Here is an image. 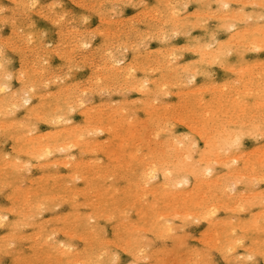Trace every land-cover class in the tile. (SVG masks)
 I'll list each match as a JSON object with an SVG mask.
<instances>
[{
    "label": "rangeland",
    "instance_id": "374dc122",
    "mask_svg": "<svg viewBox=\"0 0 264 264\" xmlns=\"http://www.w3.org/2000/svg\"><path fill=\"white\" fill-rule=\"evenodd\" d=\"M30 2V0H28ZM27 0H25V2H28ZM51 0H38V2L40 3H43V4H46L47 5V2L48 4H53L54 1L56 2L57 0H52L51 3H50ZM67 1V2H66ZM103 0H78L77 3L79 2V4H76V0H60V1H57L56 4L57 5H63L62 9L61 8H58L55 13H54V16H60L63 15L62 13V10H65L64 14L66 13V17H65V22L63 21L62 22V25H63V33H64V37H66L71 31V33L66 37V39H68V41H66L65 38L64 39V42L62 43L61 42V38H60V33L61 31V28L60 27H57V25H55L54 23L52 24V21L51 20H46V19H43L42 17H40L39 15H36L35 13L33 14V19L36 21V28H35V32H37V34H39L40 32L41 33H45V35H42L43 36V42L41 40V33L40 35H34L33 37V43L31 44L32 46L28 45L27 43V40L25 42L24 38L26 35H28L26 32L25 33V36H21V38L23 39L24 42H22V39H19L17 38V47L18 48H22V50L24 51V53L26 54L25 55V60H24V67L25 68V71L28 73V86L29 87H32V86H35L36 88V92L35 93H32V94H29L30 96L28 97L29 100H30V103L32 101H35V103H31V107L34 105L36 106V109H37V105H40V109H39V114L41 116H46L48 117L49 119H56L60 116H63L65 118V120H71V124H68V123H65L63 121H59L57 124H46V123H35V121H33L32 123L35 124V129L32 128V125H30L29 123L25 122L24 123V127H20V123L24 121V118H25V115L27 114H30L31 112L29 111V108H28V112L26 113L25 112V108L20 106V104L22 103L21 100H22V97H23V92H20L21 94L19 95H22L19 96L17 95V97L19 98H15V95H14V92L15 94L17 93L18 89L21 88V85H20V82L18 79H14L11 81V92H5V93H0V101L3 102L2 105L0 104V190H2V192L0 191V215L3 214V216H7L8 217V220L6 221L7 223H5V221L1 222L0 225L3 223H5L7 225V228L3 227V226H0V263L1 264H13V261L16 259H19V260H39V261H42V264H69V263H72V264H79V262L81 261H84V260H87L88 257H90L88 260H94L98 257V255H100V251H102V242L100 240L97 241V237H99L100 235V231L103 230L107 233H110L112 228H113V221L112 219H110L109 217H113L116 219V221L118 222L119 221V225H120V222H121V225L123 227H121V231L123 232V237H124V242L127 240L128 244H132L133 245V242L136 240V220H142V213L140 211V208H143L145 206H151V205H155V203H158L155 205V208L156 210L158 211V213H162L163 215H165L164 212H166V209H172L173 207L175 208V205H176V210L173 208L172 210H175L177 211L178 209V212H180V214L178 213H175L174 211L172 210H169L172 212V214L175 213V215L173 216L171 214V212L168 211V213L166 212V214L171 217H168V216H164L166 219L165 221H160L158 219V221L160 222L161 225H165L167 226L168 222L171 223V224H177V225H174L173 226V235L171 234V237L170 234L166 231H162L159 232L161 236L163 235V237L167 236L169 238L167 239H162L161 236H159V234L157 235V232L158 231H153V233H151L149 235L148 239L149 241H153L157 244V248H155L153 251H149L147 252V256L148 259L150 258L151 260H153L154 264H155V261L156 260H167L169 262L171 261H181V259L183 260L187 254L185 253H189V256H187L184 261H186L185 264H187L188 261H190V258L192 261H195L194 259H196V254L194 253L195 256H193V250H196V248H199L201 246V236L202 234H205V233H209L207 235V239H210V240H215L216 237H217V234H219V238L221 239V241H226L227 239L230 238V233L234 227L237 228V229H243V231L240 232V235L241 236H245L247 237V235L251 234L252 238L255 239L256 241V245H257V248L259 247V242L261 240V236H260V232H257L259 231L258 230V225H259V221L261 220V213L259 214H256L255 212L257 211H260L261 212H264V209H262L260 206H259V203L261 204V197H260V191H264V189L260 188L259 185L256 183L257 181H259L260 177H261V174H262V168H264V158H262V156L264 157V154L262 155V153H264V151H262V148L264 149V145H260V144H257V141L251 139V138H248V137H245V139L242 141V146H243V151L240 152L241 154L237 155L235 154L236 152H232L233 154V157L235 156L236 158H233V159H237L239 160L238 162V165H232L230 168L229 167H226V165H229L230 164V161L232 160V154L228 157L227 155H220L218 153V155L216 156L217 159L215 158L212 159L214 160V162L212 160L210 161H205V166H211L212 168V175L210 177H206L202 174V169H201V180H204L205 179V183L204 181H202L201 183L203 184L202 186L204 187H201L202 191L200 189H197L195 188L196 187V180L195 178H192L190 180V184L192 186H188V185H184L182 189H180L179 191L180 192H185L186 194L190 193L192 194L194 197L193 199L189 200L192 203V205L188 204V202L186 203V206H185V203L183 201L181 202H178V204H175L173 203L172 201H169L170 199H167L166 198H163V196H161V190H160V186L163 184V174L161 173L159 179H160V183L159 184H154L152 187H149L145 190H143L142 188L144 187V182H141L143 180L142 179V169L143 168V171L145 170L144 167L146 168L147 167V163L148 161L145 160L142 158V156H146V157H151V154L152 152H156V151H162L163 150V141H160L159 142V145L157 140L155 139V135H156V132L159 130V128L157 127V125H160V126H163L165 123H167V120L169 118H172V117H175L177 115H182V116H185V117H188V118H192L193 121H198L201 123H206L208 122L207 118L209 119V112L210 111H214V110H219L218 111V115L220 118H219V124L227 121V122H230L232 124L235 125V123L237 124L238 122H250L252 121L253 119L258 121L259 119V116H260V104L262 103V100H261V95L262 93H264V72H262V70L264 71L263 67H264V53H260V52H256V55L255 52H248V51H244V45L245 43H250L248 42L249 39H250V29L252 26H254V24H258L260 25V22H259V15L261 14V9L259 8V11L257 10V8L253 10V8L250 6V5H253L252 2H255L256 5H258V1H259V4H260V0L258 1H252L250 0L248 2V0H241V3L240 0L238 2V0H215V1H211V0H181L179 2V0H128V2H125L124 1L123 3L121 2V0H106V1H103ZM110 3H108V2ZM118 1V2H117ZM167 1V2H166ZM203 1V2H202ZM218 1V2H217ZM233 1V2H232ZM238 3H237V2ZM17 2L16 1H11V0H0V5L2 6H7V8H11L10 6H12L13 3ZM19 2L23 3L24 0H19ZM58 2H61V4H59ZM64 2V3H63ZM67 5H66V3ZM75 2V3H74ZM81 2V3H80ZM84 2V3H82ZM86 2V4H85ZM95 2V3H94ZM105 2V3H104ZM114 4H113V3ZM140 2V3H138ZM175 2V3H174ZM177 2V3H176ZM183 2V3H182ZM194 2V3H193ZM200 2V3H199ZM211 2V3H210ZM216 2V3H215ZM228 2V4H230V9L225 11L223 9H220L219 11V17H223L224 15L228 14L231 12L232 10V14L234 15V19L237 18V20L235 21L233 18H230L227 22H228V25L229 24H236V30H240L242 31V34L244 33V31L246 30V28H248L247 30L249 31H245V33H247V37H245V33L242 35V37L246 40L244 41H239L240 44H237L235 48H241L239 51L242 52L243 54V58L240 59V56H238L236 54V51H233L232 55L230 56H227L224 58V61H223V66L221 65V63H211V60L215 57V54L213 56H206V58H208L205 62V64H199V65H196L195 67L191 68L190 70L186 69V66L189 65L190 63H193L195 61H198L200 60V56L197 55L196 52H189V51H182V52H177L175 55V58L173 59V52L172 50L175 49L177 46V49H180L182 45V48H187V47H195L196 45V41L199 40L200 43L206 45L208 43H213V44H216L217 42L216 41H212L210 39L211 37V33L212 31L215 29H219L217 32H216V36H217V41H219L221 44L224 42V41H228L229 38H230V29H229V26L226 25L224 27L221 26L223 23V21L221 20H218V22H214L212 20H209L208 23L209 25H211V28H210V31L208 29V32L205 31V29L203 28H196V27H191V23L192 21H189L187 19H185L184 15L181 14L179 17H176L173 19V22L172 23H169V24H165L164 21L166 19H169L170 18V14H171V10L170 8L168 7L170 4L172 5H177V6H180V5H183V4H187L188 5V8H187V12L188 13H192L194 11H196L195 9V5L196 4H211L213 5V9L212 11L215 12L216 11V8L218 5L220 4H223V3H226ZM243 2V3H242ZM247 4H245V3ZM90 3V4H89ZM94 3V4H93ZM100 3V4H99ZM106 3H108V5H106ZM122 3V4H121ZM128 3V4H127ZM142 3V4H141ZM148 3V4H147ZM160 3L162 4V8L160 10ZM170 3V4H169ZM174 3V4H173ZM193 3V4H192ZM250 3V5H249ZM254 3V4H255ZM5 4V5H4ZM55 4V3H54ZM65 4V5H64ZM87 5L88 7V10L85 9V7H80V5ZM89 4V5H88ZM92 4V5H91ZM96 4L99 6V9H98V6H96ZM124 4V5H123ZM144 4H147L148 5V8H147V11L145 8L142 7V5ZM166 4V5H165ZM243 4V5H242ZM90 5L93 7H90ZM94 5V6H93ZM102 5V6H100ZM122 6L121 8L120 7H117L114 9L113 6ZM129 5V6H128ZM133 5H136L137 7H133ZM242 5V6H241ZM108 6V7H107ZM112 6V8L110 7ZM127 6V7H126ZM141 6V7H140ZM158 6V7H156ZM244 6H247V7H244ZM250 6V7H249ZM215 7V8H214ZM232 7H234L232 9ZM237 7H244V11L246 13H250L253 15V19L250 20L249 22L247 21H244L242 18H244L240 13H239V8ZM69 8V9H68ZM91 8V9H90ZM137 10H136V9ZM139 8V9H138ZM143 8V9H142ZM155 9L152 11V9ZM165 8V9H164ZM168 8V9H167ZM68 9V11L71 10V12H68L66 11ZM75 9V10H74ZM90 9V10H89ZM98 10L97 12L95 11ZM105 9L107 10L105 12ZM160 11H159V10ZM194 9V10H193ZM251 9V10H250ZM93 10V11H92ZM103 10V11H102ZM123 10V11H122ZM140 10V11H139ZM142 10V12H141ZM145 10V11H143ZM158 10V11H157ZM165 10L167 13H165ZM170 10V11H169ZM250 12H249V11ZM89 11V12H88ZM101 11V12H100ZM113 11V12H112ZM135 11H138V12H135ZM156 11V13H154ZM162 11V12H161ZM168 11L170 12L168 14ZM177 11L178 12H181L183 13L185 10L184 9H181V8H177ZM59 12V14H58ZM76 12V13H75ZM97 14H96V13ZM125 12V13H124ZM127 12V13H126ZM139 12L141 13V15L139 14ZM148 12V13H147ZM208 12L207 9H203L202 10V13L201 15H206ZM226 12V13H225ZM75 13V15H74ZM103 16V20L105 19L106 17V20H102V16H100L99 14ZM111 13V14H110ZM118 13H119V16H118ZM121 13V14H120ZM133 13V14H132ZM138 16H136L137 14ZM144 13H146L144 15ZM157 13H160L159 17H157ZM165 13V14H164ZM206 13V14H205ZM9 15H11V12L8 13ZM70 14V15H69ZM72 14V15H71ZM86 14V16L88 17V23L87 25L84 24L83 22V19L82 17H84ZM107 14V15H106ZM109 14L112 16L110 17ZM116 14V15H115ZM130 14V15H129ZM135 14L136 16V19H141L140 21L139 20H136L135 24H133V22H130V21H133V20H129V21H126L128 19H131L133 18L132 16ZM156 14V15H155ZM163 14H164V20L162 21H158L160 20V18L163 17ZM84 15V16H83ZM105 15V16H104ZM123 17H121V16ZM129 15V16H128ZM143 15V16H142ZM148 15L151 16L150 18H148ZM155 15V16H154ZM162 15V16H161ZM168 15V16H167ZM223 15V16H222ZM128 16V18H127ZM142 16V17H141ZM154 16V17H153ZM161 16V17H160ZM165 16H167V18H165ZM237 16V17H236ZM71 18V20L69 21V19ZM115 17V18H114ZM118 17V18H117ZM131 17V18H129ZM140 17V18H139ZM158 18V19H154V18ZM241 17V18H240ZM58 18V17H56ZM79 18V19H78ZM114 18L115 20H112ZM117 18V19H116ZM120 18V20H122V22H120V20L118 21V19ZM127 18V19H125ZM148 18L149 20L146 21V19ZM67 19V20H66ZM76 19V20H74ZM89 19H90V22H89ZM99 19L101 21H99ZM110 19V20H109ZM143 19V20H142ZM151 19H154L153 21ZM79 20V21H77ZM117 20V21H116ZM124 20V21H123ZM177 20V21H176ZM240 20V21H239ZM39 21V22H38ZM67 21V22H66ZM118 22L117 26H116V23ZM126 21V22H125ZM143 21V26H141V24L139 22ZM176 21V22H175ZM234 21V23H232ZM79 25H78V23ZM83 22V23H82ZM115 24H114V23ZM138 22V23H137ZM146 22V23H144ZM153 23L152 25L149 24V23ZM157 22V23H156ZM162 22V23H161ZM247 22V24H245ZM259 22V23H258ZM66 23V24H65ZM68 23V24H67ZM90 23V24H89ZM103 23V28L100 26L101 24ZM121 23V24H120ZM127 24V25H124V24ZM175 23V24H174ZM217 23V25L215 24ZM248 23H250L248 25ZM82 26H81V25ZM84 24V25H83ZM92 24V25H91ZM96 25H99V28L98 26H95ZM106 24V26H105ZM111 24V25H109ZM113 24L115 25V28H117V31L116 30H113L115 29ZM156 24V25H155ZM158 24V25H157ZM164 24V25H163ZM182 24V25H181ZM224 24V23H223ZM238 24V25H237ZM66 25V26H65ZM121 25V26H120ZM130 25V26H129ZM134 25V26H133ZM150 27H149V26ZM159 25H160V28H161V32L160 29H159ZM173 25V26H172ZM177 26V27H174V26ZM244 25L246 28H244ZM248 25V26H246ZM26 26V25H25ZM24 26V27H25ZM77 28H76V27ZM95 26V27H94ZM113 26V27H112ZM120 26V27H119ZM125 26V27H123ZM129 26V27H128ZM136 26V28H135ZM158 26V27H156ZM172 26V28H171ZM240 26H243L242 28ZM88 27V31L86 30V28ZM101 27V29H100ZM104 27H105V30H104ZM108 27V28H107ZM112 27V29H111ZM128 27V28H127ZM141 27V29H140ZM157 29H156V28ZM4 28H7V32H4L3 29L0 31V35H9L11 34V27L10 25H5ZM27 28V26L25 27ZM72 28V29H71ZM77 30H75V29ZM94 29L96 28V30L98 29L101 30L99 32H97L95 29L93 31H96L97 34L95 37V39L91 38H87L90 36V34L93 32L91 29ZM120 28V29H119ZM123 28V29H122ZM135 28V30L132 29ZM143 28V30H142ZM151 28V35L155 34V36H158L160 37L159 39H151V40H148L147 41V46L141 44V42L139 41H142L143 39H141V37H143L141 34H138V33H141L140 31H144V33L146 31H148L147 29ZM164 28V29H163ZM190 28V29H189ZM66 29V31H65ZM84 31H83V30ZM119 29V30H118ZM126 29V30H125ZM137 29L140 31L138 32ZM155 29V30H154ZM173 29L175 31V29L179 30L180 31V36L179 35H171L170 34L173 32ZM229 29V30H228ZM243 29V30H242ZM40 30V31H39ZM48 30V32H47ZM68 30V31H67ZM71 30V31H70ZM80 30V31H79ZM104 30V31H103ZM115 31V32H112V31ZM201 30V31H200ZM212 30V31H211ZM227 30V31H226ZM48 33H46V32ZM51 31V32H50ZM57 31V32H56ZM70 31V32H69ZM86 31V33H85ZM91 31V32H90ZM105 34L103 37H101L100 35H98V33L102 32ZM125 31V32H123ZM192 31V32H191ZM195 31V32H194ZM229 31V32H228ZM68 32V34H67ZM78 32L79 34L82 32V34H80V36L82 35L81 37V40L84 38V41H80V43H83L84 44H87L89 45V48H84L80 43L79 44H76L75 48H77V50L74 48V44L73 42H78L80 40V36L78 35ZM110 34H109V33ZM119 32V33H118ZM131 34H129V33ZM154 32V33H153ZM160 33V36L158 33ZM167 32L169 34V40L168 41H164L163 39V35L164 33ZM185 32H190L191 33V36L187 37L184 33ZM225 32H228V33H225ZM51 33V34H50ZM117 33V34H116ZM126 33V34H125ZM137 33V34H136ZM235 33V32H234ZM233 33V34H234ZM73 34V35H72ZM79 36V39L77 38ZM88 36H87V35ZM123 34V37L120 36V35ZM158 34V35H157ZM194 34V35H193ZM225 34V35H224ZM233 34L231 33V35L233 36ZM56 37L55 38V44L56 45H61V50L62 51V54L63 55H67L70 57V55L67 54V52L69 54H71V57H73L72 61L74 63H71V65L69 64L68 61L66 60H61V56H58V55H55V54H52V53H48V51H45L47 45L50 43V44H53L54 41L52 39V37ZM59 35V36H58ZM117 35V37H116ZM127 35V36H126ZM130 35H133V37L131 38ZM137 38H136V36ZM139 35V36H138ZM229 35V36H228ZM38 36V38H37ZM47 37L45 39V37ZM52 36V37H51ZM72 36V38H71ZM85 36V37H84ZM129 36V37H128ZM178 36V37H177ZM208 36V37H207ZM223 36V37H222ZM228 36V37H227ZM20 37V36H18ZM40 37V41L38 40ZM51 38V41L50 38ZM74 38V40H72ZM112 39L113 38V41L109 40L110 38ZM175 37V38H174ZM183 37V38H182ZM186 37V38H185ZM204 37V38H203ZM225 37V38H224ZM234 37V36H233ZM71 38V39H70ZM106 38V39H105ZM115 38V39H114ZM118 38H119V42L120 43H123L124 44H120L118 42ZM126 38V40H125ZM129 38V40H128ZM131 38V40H130ZM140 38V39H139ZM144 38V37H143ZM78 39V40H77ZM105 41V43L102 44L103 41ZM120 39H123V40H120ZM171 39V41H170ZM221 39V40H220ZM224 39V41H223ZM45 40H48V41H45ZM77 40V41H76ZM85 40L87 43H85ZM89 40V41H88ZM93 40V41H91ZM134 40V41H133ZM135 40L137 43H135ZM160 40V41H159ZM58 41V42H57ZM91 41V42H90ZM102 41V42H101ZM123 41V42H121ZM159 41V42H158ZM186 41V42H185ZM190 41V42H189ZM205 41H207V43H205ZM235 41V40H232V42ZM38 42L40 43V45L38 44ZM47 45H45L46 43ZM60 42L62 44H60ZM69 42V43H68ZM111 42V43H109ZM117 42V43H116ZM129 42V45H127ZM130 42H134V44L132 43L130 45ZM165 42V43H164ZM169 42V43H167ZM176 42V43H175ZM184 42V43H183ZM237 41L233 42V44H235ZM20 43V44H19ZM45 43V44H44ZM68 43V44H67ZM73 43V44H72ZM103 45V49L106 50V48L108 50H111V55H109L108 53V50L105 51V50H102L100 51L101 49V45ZM109 43V44H107ZM113 44V46H117L115 45L116 44H119L121 46H117L116 48H114L111 44ZM161 43V44H159ZM175 43V44H173ZM180 43H181V46H180ZM183 43V44H182ZM244 45H242V44ZM37 46V48H35L34 46ZM65 44V45H63ZM72 44V45H71ZM105 44V45H104ZM108 47H107V45ZM126 44V45H125ZM136 44L135 48H134V45ZM154 44V45H153ZM170 44V46L173 47H170L168 46ZM20 45V46H18ZM25 45V46H24ZM26 45H28L27 47V50H24L26 48ZM42 45V46H41ZM62 45L64 47H62ZM80 49H79V47ZM158 45H160L159 47H157ZM167 47H166V46ZM99 46V47H97ZM123 46V47H122ZM127 49V51H122V48H125ZM144 46V48H143ZM162 46V47H161ZM31 47V48H30ZM69 47V48H68ZM105 47V48H104ZM121 47V48H119ZM132 47V48H131ZM154 47V48H153ZM157 47V48H155ZM169 47V49L171 48L172 50H169V51H165L166 48ZM20 48V49H21ZM40 48L39 53L40 51L41 54H37L36 52L37 49ZM66 48V49H65ZM96 48V49H95ZM98 48H100L98 50ZM113 48H114V51H113ZM118 48V49H117ZM143 48V49H142ZM147 48V50H145ZM181 48V49H182ZM30 49H34L33 51L30 50ZM65 49V50H64ZM70 49V50H69ZM85 49V50H84ZM119 49H121L120 53H119ZM150 49V50H148ZM154 49V51H152ZM30 50V51H29ZM36 50V51H35ZM92 50V51H91ZM94 50V51H93ZM132 50V52H131ZM140 50H144L143 52L140 51ZM156 50V51H155ZM162 50V52H161ZM216 50L217 49H214L212 51H215L216 53ZM45 51V52H43ZM67 51V52H66ZM91 53H89V52ZM113 51V52H112ZM134 51V52H133ZM149 51V52H148ZM164 51L166 52L164 54ZM31 52V53H30ZM47 52V53H46ZM95 52V53H94ZM101 52V53H100ZM127 52V53H126ZM140 52V53H138ZM142 52V53H141ZM157 52L156 54L152 55L151 53H155ZM160 52V53H159ZM208 52H211V51H208ZM35 53V54H34ZM43 53H46V54H43ZM73 53V54H72ZM76 53V54H74ZM79 53V54H78ZM86 56H88V58L85 56L83 57L85 54ZM93 53V54H92ZM103 53H107V54H103ZM126 53V54H125ZM138 53V54H137ZM184 53V54H183ZM29 54V55H28ZM32 54V55H31ZM84 54V55H82ZM88 54V55H87ZM105 57L102 58L103 55ZM113 54V55H112ZM115 54V55H114ZM120 54V55H119ZM131 54V56H130ZM146 54H149V55H146ZM158 54V55H157ZM171 54V55H170ZM186 54V55H185ZM247 54V55H246ZM19 55V56H18ZM34 55L37 57V59L34 57ZM39 57H38V56ZM50 55V57H49ZM52 55V56H51ZM74 55V56H73ZM102 55V56H100ZM111 58H113L112 60L110 58H108L109 56ZM146 55V56H145ZM164 57H163V56ZM183 55H185L183 57ZM245 55V56H244ZM41 56H43L44 58L48 57V66H47V74L46 75H43L42 73L45 72V66H41L43 64V60L41 58ZM78 56V57H77ZM94 58H92V57ZM96 56V57H95ZM113 56V57H112ZM115 56H117L121 61L125 62L126 60H128V62L126 61L123 65V67L120 65V64H117L116 63V60H117V57H116V60H115ZM120 56V57H119ZM123 56V57H122ZM127 58H126V57ZM147 56H149L150 58H148ZM154 56V57H153ZM170 57V58H167V57ZM194 56V58H193ZM256 56V57H255ZM258 56V57H257ZM9 57L11 59V67L9 68V71L16 74L17 73L19 74V69L21 67H19L21 65V56L19 54V52H11V50H9ZM34 57V58H33ZM55 57V59H54ZM125 57V58H124ZM130 57V58H128ZM135 57L136 61L133 59ZM140 57V58H139ZM142 57V58H141ZM152 57V58H151ZM157 57V58H156ZM160 57V58H159ZM183 59H182V58ZM233 57V58H232ZM255 57V58H254ZM33 60H32V59ZM50 58V59H49ZM53 58V60H52ZM60 58V59H58ZM75 58V59H74ZM79 58V59H78ZM88 60H87V59ZM93 59V62L91 61ZM98 58H100L99 60H97ZM110 60H108V59ZM132 58V59H131ZM232 58V59H230ZM237 58V59H236ZM253 58V59H252ZM40 59V60H39ZM85 59V60H83ZM91 59V60H90ZM95 59V60H94ZM105 63L104 60H106ZM130 59V61H129ZM142 59V60H141ZM144 59V61H143ZM181 59V60H179ZM229 61H228V60ZM36 60V61H35ZM39 60V61H38ZM79 60V61H78ZM83 60V61H82ZM87 60V61H86ZM99 62H97V61ZM103 60V62H102ZM115 60V61H113ZM133 60H134V63H133ZM162 60V61H161ZM184 60V61H183ZM231 60V62H230ZM32 61V62H31ZM35 61V65H38V66H41L39 68L37 67H33L32 68V63ZM76 61V63H75ZM80 61L81 63H86L85 66H81L80 64ZM96 61V62H95ZM132 61V62H131ZM141 61V63H140ZM165 61V62H164ZM178 61H181V62H178ZM236 61V62H235ZM37 62V64H36ZM40 65H39V63ZM42 62V63H41ZM91 62V63H90ZM112 62V63H111ZM154 62V63H153ZM158 64H156V63ZM161 62V63H160ZM176 62V63H175ZM229 62V63H228ZM260 62V63H259ZM20 63V65H19ZM79 63V64H78ZM92 63L94 65H92ZM105 63V64H104ZM109 63V64H108ZM112 65H111V64ZM139 63V64H137ZM143 63H145V65H143ZM166 63V64H165ZM233 63V64H232ZM27 64V65H26ZM69 64V67L71 68L72 67L73 69L71 70V72H69V67L68 65ZM97 64V65H96ZM99 64V65H98ZM147 64V66H146ZM152 64V65H151ZM161 64V65H160ZM185 64V65H184ZM217 64V65H216ZM242 64V66H241ZM26 65V66H25ZM60 67H58V66ZM63 67H62V66ZM77 65V66H75ZM80 65V66H79ZM90 65V66H89ZM100 65H104L103 67L100 66ZM120 65V67H119ZM128 65V66H127ZM130 65V66H129ZM160 65V66H159ZM183 65V66H182ZM208 65V67H207ZM247 67H245V66ZM251 65V66H250ZM257 65V66H255ZM30 67V69H28L27 67ZM57 66V67H56ZM97 66V67H96ZM100 66V67H98ZM108 66V67H106ZM113 66V67H112ZM126 66V67H125ZM134 66V71H132L131 73H129V70L128 68H133ZM145 66V67H144ZM155 66H156V69H155ZM160 67L157 69V67ZM211 66V67H210ZM215 66V67H214ZM218 66V67H216ZM227 66V67H226ZM234 66V67H233ZM259 66V67H258ZM18 69H17V68ZM68 67V68H67ZM78 69H76V68ZM84 67V68H83ZM93 67V68H92ZM111 67V68H110ZM154 69H153V68ZM241 67V68H240ZM246 69L243 71V68ZM252 67V68H251ZM16 68V69H15ZM81 68V69H79ZM104 68V69H103ZM107 68V69H105ZM120 68V69H119ZM197 68H199V74H197ZM222 68V69H221ZM232 68V70H231ZM237 68H240L241 69V72L238 71V70H235ZM261 68V69H259ZM12 69V70H11ZM15 69V70H14ZM35 69V70H34ZM40 69V70H39ZM53 69V71H52ZM62 69V70H61ZM68 69V70H66ZM85 69V70H83ZM96 71H95V70ZM101 69V70H100ZM112 69V70H111ZM184 69V70H183ZM211 69V70H210ZM220 69V70H219ZM234 69V70H233ZM259 69V70H257ZM17 70V72H16ZM34 70V72H33ZM50 70V71H49ZM57 70H60V71H57ZM66 70V71H64ZM75 70V71H74ZM82 70V71H81ZM108 72L110 71V73L107 75H105V71ZM108 70V71H107ZM128 70V71H127ZM136 70V71H135ZM138 70V71H137ZM214 70V71H213ZM230 70V71H229ZM32 71V72H31ZM37 71V72H36ZM41 71V74H39ZM64 71V72H63ZM91 71V72H90ZM103 71V72H102ZM189 71L192 73V74H195V76L197 77L196 78V87L195 88H191L189 85H188V79H189ZM232 71V72H231ZM31 72V73H30ZM37 74H36V73ZM70 74H69V73ZM74 72H76L74 74ZM97 75V77H95V74ZM99 72H101L99 74ZM116 72V73H114ZM117 72H121V74H117ZM144 72V74H143ZM218 72V73H217ZM33 73V74H32ZM55 75H53V74ZM69 74L70 78L68 77ZM72 73V75H71ZM80 74L78 76V74ZM82 73V74H81ZM135 73V75L133 74ZM224 73V74H223ZM30 74V75H29ZM53 76H52V75ZM60 77L61 75V79L62 82H58L57 80V75ZM61 74V75H60ZM103 74V75H102ZM123 74V75H122ZM126 76H125V75ZM127 74H128V77H127ZM153 74V76L151 75ZM155 74V75H154ZM202 74V75H201ZM221 74V75H220ZM259 76H258V75ZM32 75V76H31ZM36 75H39V76H36ZM43 75V78L42 76ZM51 77V78H48V76ZM89 75V76H88ZM92 75V76H91ZM102 78H99L101 76ZM114 75V76H112ZM118 75V76H116ZM120 75H122V77H120ZM150 75V76H149ZM225 75V76H224ZM235 75H237L234 80L231 79V77H234ZM255 75V76H254ZM37 78H36V77ZM41 76V77H40ZM46 76V77H45ZM55 76V78H53ZM104 76V77H103ZM111 76V77H110ZM124 76V77H123ZM133 76V77H132ZM137 76V77H136ZM206 76V77H205ZM242 76V78H241ZM246 76V77H245ZM248 76V77H247ZM45 77V78H44ZM65 77V78H64ZM67 77V78H66ZM93 77V78H92ZM116 79H115V78ZM120 79H119V78ZM131 77V78H130ZM223 77V78H222ZM229 77V79H228ZM35 79L36 80H33L32 79ZM41 78V81L39 79ZM91 78V79H90ZM96 80H95V79ZM106 78V79H105ZM154 78V79H153ZM169 78V79H168ZM217 78V79H216ZM225 78V79H224ZM46 79V80H45ZM49 79L50 81H52V85L49 83ZM53 79V80H52ZM54 79L57 81V82H54ZM61 79L59 81H61ZM80 79V80H79ZM94 79V80H93ZM100 79V80H99ZM105 79V80H103ZM116 80V81H110V80ZM129 79V80H128ZM151 79V81H149ZM168 79V80H167ZM206 79V80H204ZM213 79V80H212ZM221 79V80H220ZM243 79V80H241ZM38 80V81H37ZM88 80V83H89V86L88 83L86 82ZM90 80V81H89ZM99 83H97L98 81ZM102 80V81H101ZM119 83H118V81ZM139 80V81H138ZM142 80V81H141ZM165 82H164V81ZM167 80V81H166ZM229 80V81H228ZM232 80V81H230ZM40 81V82H39ZM43 81H48V82H44L45 85H43ZM73 81V84H74V81H75V84L78 86L76 87V85L72 84L71 82ZM77 81V82H76ZM80 81V82H79ZM82 81V82H81ZM93 83H92V82ZM101 81V82H100ZM105 81V82H104ZM111 82L113 84H109L108 83ZM121 81V82H120ZM179 81V82H178ZM187 81V83H186ZM205 84H203V82ZM217 81V82H216ZM245 81V82H244ZM259 81V82H258ZM18 82V83H17ZM64 82V83H63ZM70 82V83H69ZM79 82V83H78ZM85 82V84H84ZM105 83V85H101L103 83ZM123 82V83H122ZM128 82V84H127ZM163 82V83H162ZM214 82V83H213ZM216 82V83H215ZM244 82V83H243ZM263 82V83H262ZM3 83V80H2V74L0 73V84ZM32 85H31V84ZM41 83H43L42 85V88L41 86H39ZM54 83V84H53ZM63 83V85H61ZM69 83V84H68ZM82 83V84H80ZM95 83V84H94ZM121 83V84H120ZM145 83V84H144ZM148 83V85H147ZM19 84V85H18ZM68 84V85H67ZM72 84V85H71ZM100 84V85H98ZM119 84V86H118ZM144 85V90L141 91L140 88H141V85ZM199 86H198V85ZM229 84V85H228ZM61 85V87H59ZM65 85V86H64ZM67 85V86H66ZM82 85V86H81ZM85 85V88L84 86ZM95 85V86H94ZM98 85V86H97ZM112 85V88H110ZM114 85V86H113ZM116 85V88H114ZM125 85H128L127 89ZM151 85V86H150ZM165 85L167 86V89H166V93H165ZM216 85V87H214ZM257 85V86H255ZM263 85V86H262ZM38 86V87H37ZM46 86V87H45ZM48 86V87H47ZM69 86V87H68ZM80 86V87H79ZM92 86V87H91ZM102 86V87H100ZM108 86V88H107ZM121 86V87H120ZM123 86V87H122ZM125 86V88H124ZM226 86V88H222V87ZM260 86V87H259ZM15 87V88H14ZM58 87V88H57ZM68 90H65V93L64 91L62 90L65 89V88ZM71 87V89H70ZM73 87V88H72ZM83 87L84 89L86 88H91L89 90H93V92H89L88 89L86 90H82ZM101 88L104 89V93H103V90L101 91L100 89L98 88ZM104 87V88H103ZM131 87V88H130ZM134 87V88H133ZM138 89H136V88ZM217 88V89H214V88ZM231 87V88H230ZM245 87H248V88H251L252 90V94L250 95H246L244 96V88ZM44 88V89H43ZM47 88V89H45ZM56 88H57V91L59 92H56ZM77 88V89H76ZM81 88V89H79ZM93 88V89H92ZM96 88V89H95ZM122 88V89H121ZM130 88V89H129ZM150 88V89H149ZM173 88V89H172ZM179 88V90H177ZM190 88V89H188ZM218 88L220 89V91L218 90ZM255 88V89H254ZM259 88V89H258ZM14 89L16 91H14ZM39 89V91H38ZM59 89V90H58ZM75 91H74V90ZM98 89V90H97ZM111 89V90H110ZM120 89V90H119ZM125 89V90H124ZM135 89V90H134ZM157 89V90H156ZM183 89V90H182ZM186 89V90H184ZM201 89V90H200ZM222 89V90H221ZM238 89V90H237ZM262 89V90H261ZM14 92H13V91ZM44 90H47L48 91V95L44 94L43 92H47V91H44ZM51 90V91H50ZM55 90V91H54ZM61 90L63 91L61 93ZM74 94H72V92ZM82 90V91H81ZM108 90V91H107ZM115 92H114V91ZM230 90V91H229ZM256 90V91H255ZM50 91V93H49ZM55 93H54V92ZM87 94L85 98V96L83 97V93L84 92ZM97 91V92H96ZM111 91V92H109ZM113 91V92H112ZM126 91V92H125ZM130 91V92H129ZM228 91V92H227ZM13 92V94H12ZM67 92V93H66ZM70 92V93H69ZM82 92V93H81ZM101 92V93H100ZM106 92H109V93H106ZM133 92V93H131ZM138 92V93H136ZM218 92V93H217ZM260 92V93H259ZM9 93V94H8ZM40 95H39V94ZM51 93L53 94V96H51ZM58 93V94H57ZM61 93V94H60ZM79 95H77V94ZM84 93V94H85ZM90 93V95L88 94ZM98 93V94H97ZM113 93V94H112ZM118 93V94H117ZM142 93V94H141ZM185 93V94H184ZM218 95H217V94ZM227 93H228V96H227ZM237 93V94H236ZM13 96H12V95ZM103 94V95H102ZM110 94V96H109ZM133 96H132V95ZM184 94V96H183ZM256 94V95H255ZM102 95V96H100ZM125 95V96H124ZM129 95V97H128ZM171 95V96H170ZM179 97V95L181 96V99H179L177 96ZM208 95V96H207ZM11 96V97H14L13 99L9 100L8 97ZM35 96V97H34ZM39 96V97H38ZM51 96V97H49ZM66 96H68L66 98ZM73 96H75L73 98ZM109 96V97H108ZM114 96V97H113ZM135 96V98H134ZM137 96V97H136ZM140 96V97H139ZM163 96V97H162ZM167 96V97H166ZM234 96V97H233ZM236 96V97H235ZM244 96V98H243ZM21 97V98H20ZM31 97V98H30ZM40 97H43L44 99L41 100L39 99ZM48 99H47V98ZM83 97L84 99L82 101H84V107H81V98ZM131 97V98H130ZM225 97V98H224ZM52 98V99H50ZM69 98V99H68ZM97 98V99H96ZM109 98V99H108ZM118 98V99H117ZM129 98V99H128ZM134 98V99H133ZM162 98V99H161ZM249 98V99H248ZM67 99V100H66ZM74 99V100H73ZM88 99V100H87ZM121 99V100H120ZM144 99V100H142ZM165 99V100H164ZM179 99V100H178ZM226 99V100H225ZM238 99V100H237ZM244 99V100H242ZM253 99L255 101H253ZM14 100V101H13ZM109 100V102H114L113 103H107V101ZM112 100V101H111ZM168 100V101H167ZM171 100V101H169ZM224 100V101H223ZM240 101L242 100L247 106L248 108H250V112L246 113V114H242L243 112L241 111H237L236 113L234 114H231L229 113V107L231 105V103H234L235 101ZM9 101H12V102H9ZM20 101V102H18ZM68 101H72L71 103L68 102ZM86 101V102H85ZM88 101V102H87ZM92 101V102H91ZM103 101V103H102ZM182 101V102H181ZM261 103L259 104L258 103ZM62 102V103H61ZM73 102H76V103H73ZM79 102V103H78ZM199 102V103H197ZM12 103V104H11ZM66 103H70L68 105H66ZM86 103V105H85ZM88 103V104H87ZM91 103V104H90ZM97 103V104H96ZM100 103V104H99ZM105 103H107V105H105ZM139 103V105H138ZM177 103V104H176ZM258 103V104H257ZM74 104V105H73ZM95 104V105H94ZM111 104V105H110ZM116 104V105H115ZM249 104V105H248ZM13 105H15L16 108L12 109L13 108ZM44 105V106H43ZM70 107H75L77 110L74 111V112H71L69 111V106ZM89 106V107H86V106ZM92 105V106H91ZM94 105V106H93ZM110 105V106H109ZM130 105V107H129ZM138 105V106H137ZM222 105V106H221ZM257 105V106H256ZM11 106V107H10ZM67 108H66V107ZM104 106V108H103ZM106 106V107H105ZM115 107V113H114V109L113 107ZM176 106V107H175ZM50 109H49V108ZM86 107V108H85ZM93 107V108H91ZM99 107V109H98ZM111 107V108H109ZM127 107V108H125ZM182 107V109H181ZM221 107V108H220ZM20 110H18V109ZM35 108V107H34ZM82 110H81V109ZM125 108V109H124ZM208 108V109H207ZM9 109H12V111H10ZM35 109V110H36ZM58 109H60V111H58ZM84 109H86L84 111ZM92 109V111H91ZM103 109V110H102ZM112 109V110H111ZM122 109V110H121ZM171 109V110H170ZM177 111H175V110ZM5 110V111H4ZM9 110V111H8ZM80 110V112H79ZM90 110V111H89ZM98 110V111H97ZM202 110V111H201ZM17 111V112H16ZM22 111V112H21ZM84 111V113H83ZM145 114H144V112ZM201 113H199V112ZM208 111V114L207 112ZM222 111V112H221ZM259 111V112H258ZM12 112V113H11ZM87 112V113H86ZM136 112V113H135ZM169 115H168V113ZM204 112V113H203ZM225 112V113H224ZM54 113V114H53ZM66 113V114H65ZM69 113V114H68ZM72 113V114H71ZM82 113V114H81ZM167 113V114H166ZM221 113V114H220ZM9 114V115H8ZM74 114V115H73ZM88 114V115H87ZM124 114V115H123ZM132 114V115H131ZM138 114V115H137ZM166 114L165 118H167V120H165L164 118V115ZM207 114V115H206ZM225 114V115H224ZM241 114V115H240ZM12 115H15V120H13L11 118ZM20 115V116H19ZM22 115V116H21ZM67 115V117H66ZM106 115V116H104ZM126 115V116H125ZM131 117H130V116ZM146 115V116H145ZM173 115V116H172ZM206 115V116H205ZM230 117H229V116ZM238 115V117H237ZM248 115V116H247ZM250 115V116H249ZM17 116V117H16ZM94 116V117H93ZM120 116V117H119ZM123 116V117H122ZM129 116V117H128ZM145 116V117H144ZM172 116V117H171ZM190 116V117H189ZM192 116V117H191ZM247 116V118H246ZM55 117V118H54ZM89 117V118H88ZM108 117H110L108 119ZM119 117V118H118ZM135 119H134V118ZM160 117V118H159ZM228 117V118H227ZM67 118V119H66ZM71 118V119H70ZM101 119V120H98V119ZM128 118V119H127ZM140 118H144V121H142V119ZM146 118V119H145ZM148 118V119H147ZM156 121L155 123L153 124H150L152 122L153 119ZM161 118L164 120L163 121V124H162V120ZM118 119V120H117ZM132 119V120H131ZM136 119H139V122L138 120L135 121ZM106 120V122H104ZM130 120V122H129ZM141 120V121H140ZM161 120V122L159 121ZM234 120V121H233ZM21 121V122H20ZM148 121V122H147ZM166 121V122H165ZM20 122V123H19ZM95 124H94V123ZM118 122V123H117ZM129 122V123H128ZM134 122V123H133ZM235 122V123H234ZM74 123V124H73ZM79 125H77V124ZM89 123V124H88ZM92 123V125H91ZM127 125H124L126 124ZM133 123V124H131ZM141 125H140V124ZM4 124V125H3ZM61 124V125H60ZM84 126H83V125ZM87 124V125H86ZM94 124V125H93ZM97 124H98V127H97ZM107 124L109 125V128H107ZM118 124V125H116ZM123 124V125H121ZM37 125V126H36ZM48 125V126H47ZM60 125V126H59ZM64 127H63V126ZM69 125V126H68ZM72 125V126H71ZM90 125V127H88ZM132 125V126H131ZM149 125V127H148ZM153 125V126H152ZM183 124H177V128L181 131H184L186 129V125H183ZM3 126V127H2ZM67 126V127H66ZM79 126V127H78ZM93 126V127H92ZM114 126V127H112ZM138 128H137V127ZM7 127L8 130H9V135L8 137H5L4 135V131L3 129ZM53 127V129H52ZM56 127V128H55ZM71 127V128H70ZM76 127V128H75ZM78 127V129H77ZM80 127H83V128H80ZM86 127V128H85ZM95 127V129H94ZM116 127H118L119 130L116 129ZM145 127H148L146 130L148 132H146L147 134L145 135L144 134V137L146 136V139L144 138V140L142 141L141 136H143V130L140 132V130ZM24 128V129H23ZM26 128V129H25ZM44 128V129H43ZM59 128V129H58ZM63 128V130H62ZM93 128V130H92ZM98 128V129H97ZM101 130H100V129ZM107 128V130H106ZM133 130H132V129ZM151 128V129H149ZM154 128V129H153ZM156 128V129H155ZM20 129V130H18ZM71 129V131H69ZM73 129V130H72ZM103 129V130H102ZM129 129V130H128ZM34 130V131H33ZM53 130H56L54 132H52ZM66 130V131H65ZM99 130V131H98ZM105 130V131H104ZM122 132H121V131ZM136 130V131H134ZM12 133H11V132ZM29 132H31L32 134L29 135ZM52 133H50V132ZM62 131V134H64V136H67L68 138L67 139H59L57 141H53V142H48V140H50V137L55 133L57 132H61ZM80 131V132H79ZM88 131V133H87ZM90 131V132H89ZM102 131V132H101ZM108 131V132H107ZM119 131V132H118ZM126 131H130L129 133L126 132ZM2 132V133H1ZM82 132V133H81ZM86 132V133H85ZM102 134H101V133ZM134 132H136L134 134ZM140 132L139 136L140 138L137 139L138 136V133ZM180 132L177 133V135L180 134ZM50 133L51 135H45V134H48ZM100 133V134H99ZM115 133H118L116 134L115 136ZM130 134V135H127V134ZM11 134V137H9ZM36 134H38V136H36ZM42 134V135H41ZM44 134V135H43ZM86 134H87V137H86ZM99 134V135H98ZM124 134V135H123ZM17 135V136H16ZM112 135V136H111ZM114 135V136H113ZM126 135L128 136V138L126 139ZM135 135V136H134ZM151 135V136H149ZM15 136V137H13ZM31 136V138H30ZM41 136V137H40ZM44 136H46L44 138ZM78 136V137H77ZM83 136L84 139L81 140L80 137ZM111 136V137H110ZM123 138L121 139L120 138ZM125 137V140L126 141H123L124 140V137ZM131 136V138L129 139V137ZM30 139H29V138ZM76 138L77 137V143H76V139H73V138ZM89 137V138H88ZM97 139V141H94ZM110 137V138H109ZM116 137V139L114 138ZM133 137V138H132ZM135 137V139H134ZM151 137V139H150ZM15 138V139H13ZM28 138V139H27ZM38 138V139H37ZM79 138V139H78ZM101 138V139H100ZM103 138V139H102ZM112 138V139H111ZM149 138L150 141H147ZM87 139V140H86ZM93 139V140H92ZM108 139V140H107ZM121 139V140H120ZM129 139V140H128ZM132 139V141L134 142H131L130 140ZM140 139V140H139ZM6 140V141H5ZM22 142H20V141ZM26 140V141H25ZM41 141L42 143L44 144H49L50 147L53 146L52 148V153L51 152V155H44L46 151H43V152H39V154H32L30 151L26 152V146L28 147H31V145L35 142V141ZM73 140L74 143H76L77 145H74L73 142L71 141ZM106 140V141H105ZM128 140V141H127ZM138 140V141H137ZM25 141V142H24ZM65 143H64V142ZM71 141V142H70ZM108 141V142H107ZM118 144H121V142L123 144H121V146H119L117 144V142H119ZM136 144L134 145H131L132 143H135ZM19 142V143H18ZM30 142V143H28ZM46 142V143H45ZM62 142L64 144H67L69 143V145H73L75 148L73 149V147H69L68 145H64L62 144ZM79 142V143H78ZM91 144L89 145H86L85 144ZM128 142V145H126ZM131 142V143H130ZM139 142V143H138ZM150 142H153V143H150ZM4 143V144H3ZM16 144L15 145V150L18 152H16L14 149V145L13 144ZM27 143V144H25ZM63 146V148L65 149L64 152H61L60 151L58 152V150H55V149H60L62 147H57V146ZM83 143V144H81ZM94 143V144H93ZM104 143H107L106 146L103 144ZM112 143V144H111ZM142 143V145L140 144ZM146 143V144H144ZM162 143L161 147L160 144ZM149 144V145H148ZM256 144V145H255ZM5 145V146H4ZM21 145V146H20ZM57 145V146H56ZM80 145H82L80 147ZM100 145V146H98ZM106 149V147H108ZM123 145V147H122ZM125 145V146H124ZM141 145V146H140ZM147 146H151V149H152V152H149L148 149L149 147L147 148ZM9 146H13L12 149L11 147ZM129 146V147H128ZM134 147L133 149H136V152L134 153L135 150L132 149V147ZM137 146V148L141 149L142 151H138V149L135 147ZM152 146H156V149L155 147L152 148ZM3 147V148H2ZM19 147V148H18ZM55 147V148H54ZM69 147V148H68ZM105 147V148H104ZM112 147V148H111ZM252 147H258L257 150L252 148ZM71 148V149H70ZM86 150H85V149ZM251 148V149H250ZM19 149V150H18ZM80 149V150H79ZM84 149V150H83ZM93 152H92V150ZM113 149V150H112ZM139 149V150H140ZM161 149V150H160ZM253 149V150H252ZM259 149L261 151H259ZM248 150V151H247ZM24 151V152H23ZM56 151V152H54ZM67 151V152H66ZM91 151V152H90ZM112 152L113 154L111 155L110 152ZM120 151V152H119ZM146 151V152H145ZM250 151V153H249ZM3 152V153H2ZM98 152V153H96ZM102 152V153H101ZM123 152V153H122ZM130 152V153H129ZM140 152L142 154H140ZM148 152V153H147ZM246 152V153H244ZM253 152V153H252ZM261 152V153H260ZM9 153V154H8ZM23 153H26V154H23ZM29 153V154H28ZM66 153V154H65ZM85 153V154H84ZM89 153V154H88ZM96 155H95V154ZM120 153V154H119ZM122 153V154H121ZM151 153V154H150ZM257 153H260V157ZM8 154V156H7ZM15 154V155H14ZM18 156H17V155ZM65 154V155H64ZM71 156H70V155ZM84 154L83 158L82 156H79V155H82ZM105 154V155H104ZM132 154V155H131ZM149 154V155H148ZM244 154V155H243ZM13 155V156H12ZM46 157H44V156ZM109 155V156H108ZM129 155H131L132 157H130ZM254 155H255V158L257 159L259 157V159L261 158V160H256L254 158ZM11 157L10 159H6L7 157ZM39 156H43L44 158H39ZM66 156V158H65ZM79 156V157H77ZM93 156V157H92ZM95 156V157H94ZM107 156V157H106ZM238 156V157H237ZM245 158H244V157ZM247 156V157H246ZM258 156V157H257ZM32 157V158H31ZM56 157V158H55ZM70 157V158H69ZM71 157H75V159L72 160ZM86 157V158H85ZM88 157V158H87ZM111 157V158H109ZM127 157L128 159L130 160H127ZM130 157V158H129ZM141 157V159H140ZM223 159H222V158ZM225 157V158H224ZM253 157V158H252ZM20 158V159H19ZM34 158V159H33ZM47 158V159H46ZM50 158V159H49ZM60 158V160H59ZM62 158V159H61ZM77 158V159H76ZM114 158V159H113ZM118 158V160L116 159ZM133 160H132V159ZM44 159V160H43ZM54 159V160H53ZM92 159V161H91ZM103 160V163L102 164V161ZM140 159V160H139ZM242 159V161H241ZM245 159V160H244ZM250 159V160H249ZM16 160H19L20 163L17 164V161ZM74 160L77 161L74 163ZM89 160V161H88ZM115 160V161H114ZM125 160V162H124ZM139 160V161H138ZM220 160V162L218 161ZM253 160V161H252ZM4 161H7L6 163ZM12 161H16V162H12ZM49 162V163H45V162ZM54 161V162H53ZM56 161H59L60 163L63 162V163H56V164H52V163H55ZM68 161H71V162H68ZM88 161V162H87ZM94 161V162H93ZM109 163H108V162ZM10 162V163H9ZM43 162V163H42ZM50 162H52L50 164ZM86 162V163H85ZM91 162V163H90ZM98 162V163H97ZM107 162V163H106ZM262 166H261V164ZM5 163V164H3ZM8 163L10 165H8ZM34 163H36V167L34 166ZM85 163V164H84ZM123 163V164H122ZM146 163V164H145ZM259 163V164H258ZM75 164V165H74ZM115 164V165H114ZM145 164V165H144ZM243 164H245L243 166ZM252 164L254 165V167L252 166ZM6 165H8L6 167ZM15 165V167H14ZM23 165V166H22ZM26 165L28 168H26ZM42 165H45V166H42ZM49 165H51L49 167ZM59 165V166H58ZM107 165V166H106ZM213 165H215V167H212ZM247 165V166H246ZM12 166V167H11ZM21 166V167H20ZM48 166V167H47ZM71 166V167H70ZM75 166V167H74ZM110 166V167H109ZM143 166V167H142ZM224 166V167H223ZM243 166V167H241ZM4 167V168H2ZM9 167V170L7 169ZM15 169H14V168ZM30 167V168H29ZM35 169H34V168ZM42 167V168H41ZM45 167V168H44ZM69 167V168H68ZM73 167V168H72ZM83 167V168H82ZM126 167V168H125ZM246 167V168H245ZM253 168V171H251V168ZM118 168V169H117ZM229 168V169H228ZM6 169V170H5ZM12 169V170H11ZM40 169V170H39ZM85 169V170H84ZM99 169V170H98ZM140 169V171H139ZM218 169V170H217ZM228 169V170H227ZM5 170V171H4ZM12 172H11V171ZM29 173H27L28 171ZM76 170V171H75ZM93 170V171H92ZM112 170V171H111ZM231 170V172L229 171ZM10 171V172H9ZM22 171V172H21ZM26 171V172H25ZM51 171V172H50ZM60 175H59V173ZM75 171V172H74ZM219 171V172H218ZM244 171V173H243ZM249 171V172H248ZM3 172V174H2ZM48 172V173H47ZM58 174H57V173ZM63 172V173H62ZM67 172V173H66ZM97 172V173H96ZM134 172V173H133ZM139 172V173H138ZM227 172V173H226ZM236 172V174H235ZM252 172V173H251ZM254 172V173H253ZM14 173H17L15 174V176H13L12 174ZM21 173V174H20ZM26 173V174H25ZM41 173V174H40ZM45 175H44V174ZM50 173V174H49ZM53 173V175H51ZM61 173H62V176H61ZM84 173V174H83ZM93 173V174H92ZM102 173V174H101ZM138 173V175H137ZM229 173V174H228ZM239 173V175L237 174ZM243 173V175L241 176L240 174ZM25 178H22L23 175ZM48 174V175H47ZM57 174V175H56ZM64 174V175H63ZM69 174V175H68ZM76 174V176H75ZM98 174V175H97ZM100 175H106V176H99ZM217 174V176H216ZM246 174V175H245ZM17 175V176H16ZM22 175V176H21ZM27 175V176H26ZM42 175V178L41 177H38V176H41ZM44 175V176H43ZM73 175V177H72ZM81 175V176H80ZM97 175V176H95ZM120 175L122 177H120ZM236 175V176H235ZM248 175V176H247ZM255 177V180L254 177ZM31 176V178H30ZM57 176V178H56ZM62 178H60V177ZM69 178H68V177ZM94 176V177H93ZM124 176L126 178H124ZM128 176V178H127ZM137 176V177H136ZM140 176V178H139ZM233 176V178H231ZM259 176V177H258ZM27 177V180H25ZM45 177V178H44ZM111 177V178H110ZM178 177V178H177ZM215 177V178H214ZM238 177V178H237ZM258 177V178H257ZM110 178V179H109ZM183 178V176L179 175V176H174V180L175 182H179L181 179ZM246 178V179H245ZM251 178V180H250ZM4 179V181H2ZM12 179V180H11ZM24 179V180H23ZM32 179V180H31ZM67 179V180H66ZM108 179V180H107ZM236 179V180H234ZM241 179H242V183H241ZM31 180V181H29ZM40 182H39V181ZM48 180V181H47ZM80 180V181H79ZM103 180V181H102ZM123 180V181H122ZM211 180V181H210ZM14 183H13V182ZM35 183H34V182ZM38 181V182H37ZM114 181V182H113ZM215 181V182H214ZM251 181V182H250ZM12 182V183H11ZM52 182V183H51ZM76 182V183H75ZM106 182V183H105ZM108 182V183H107ZM127 182V183H126ZM214 182V183H212ZM236 182V183H235ZM250 182V183H249ZM22 183V184H21ZM26 184H29L30 186L32 185L33 187H30L29 185H25ZM40 183V184H38ZM50 183V184H49ZM212 183V185H211ZM222 183V184H220ZM229 183V184H227ZM232 183H234V186L232 185ZM238 183V184H237ZM241 183V184H240ZM248 183V184H247ZM8 184V185H6ZM84 184V185H83ZM91 184V186H90ZM138 184V185H137ZM208 185H211L209 186V189L208 188ZM227 184V186L225 185ZM18 185V186H17ZM35 185V186H34ZM42 186L41 188H38L40 186ZM51 188H50V186ZM57 185V186H56ZM120 187H118V186ZM122 185V186H121ZM140 185V186H139ZM206 185V186H205ZM231 185V186H229ZM236 185V186H235ZM248 185V186H247ZM14 186V187H13ZM17 186V187H16ZM20 186V187H19ZM24 186V187H23ZM38 186V187H37ZM45 186V188H44ZM139 186V187H138ZM142 186V187H141ZM186 186V187H185ZM223 186V187H222ZM233 186V187H232ZM252 186V187H251ZM258 186V187H256ZM8 187V188H7ZM16 187V188H15ZM19 187V188H18ZM66 187V188H65ZM79 187V188H78ZM85 187V188H84ZM87 187V188H86ZM90 187V188H89ZM141 187V188H140ZM156 187V188H155ZM207 187V188H206ZM213 187V188H212ZM227 187V188H226ZM230 187H232L231 189H233V191H231ZM255 187V188H254ZM6 188V189H5ZM14 188V189H13ZM25 188H26V191H25ZM54 188V189H52ZM145 188V187H144ZM206 188V189H205ZM223 189V192L222 189ZM226 188V189H225ZM238 188V189H237ZM254 188V189H253ZM258 188V189H257ZM13 189V190H12ZM39 189V190H37ZM59 189V191L57 190ZM61 189V190H60ZM78 189V190H77ZM86 189V190H85ZM90 189V190H89ZM106 189V190H105ZM142 189V190H141ZM155 191H154V190ZM159 189V190H158ZM256 189V190H255ZM55 190V191H53ZM73 190V193L71 192ZM150 190V192H149ZM153 190V191H152ZM231 191V194L229 193ZM243 190L244 194L242 195L239 191ZM251 190V191H250ZM28 192L25 193V192ZM80 191V192H79ZM97 191V192H96ZM178 190H176V192H179ZM226 191H229V192H226ZM254 191H256V195L255 194H250L249 193L253 192L255 193ZM24 194H23V193ZM37 192V193H36ZM48 192V193H47ZM91 192V193H90ZM95 192V193H94ZM122 192V193H121ZM156 192V193H155ZM197 192V193H196ZM200 192V193H199ZM207 192V193H206ZM227 194H226V193ZM242 192V191H241ZM242 192V193H243ZM10 193V194H8ZM22 193V194H21ZM40 193V194H39ZM45 193V194H44ZM83 193V194H82ZM152 193V199L151 200H148L146 202H144L143 200V197L147 194H151ZM154 193V194H153ZM206 193V194H205ZM229 193V194H228ZM233 193V194H232ZM245 193H248L247 195ZM14 194V195H13ZM31 194V196H30ZM54 194V198L53 197H49L50 195L52 196ZM56 194H57V197H56ZM94 194V195H93ZM97 194V195H95ZM187 194V195H188ZM202 194V196H201ZM204 194V195H203ZM239 194V195H238ZM9 195V196H8ZM49 195V196H48ZM80 195V196H79ZM109 197H108V196ZM140 195V196H139ZM144 195V196H143ZM223 195V196H222ZM228 195V196H226ZM236 195V196H235ZM245 195V196H244ZM8 196V197H7ZM48 196V198H46ZM66 196V197H65ZM72 196V197H71ZM79 196V197H78ZM84 196V197H83ZM87 196V197H86ZM139 196V197H138ZM190 196V195H189ZM225 196V197H224ZM252 196V197H251ZM61 197V198H60ZM76 197H78L76 199ZM124 197V198H123ZM141 197V198H140ZM157 197V199H156ZM200 197V198H199ZM223 197V198H222ZM230 197V198H229ZM237 197V199H236ZM13 200H11V199ZM14 198V199H13ZM29 198V199H28ZM44 198V199H43ZM65 198V199H64ZM87 198V199H86ZM139 198V199H138ZM183 198V197H182ZM211 198V199H210ZM28 199V200H27ZM42 201H41V200ZM68 201H67V200ZM86 201H85V200ZM98 199V200H97ZM111 201H110V200ZM133 199V200H131ZM202 199V201H201ZM206 199V200H205ZM240 199V200H239ZM254 199V200H253ZM260 199V200H259ZM10 200V201H9ZM70 200V201H69ZM79 200V201H78ZM83 200V201H82ZM161 200V201H160ZM195 200V202H194ZM200 200V201H199ZM222 200V201H221ZM237 200L239 202H237ZM46 201H49V202H46ZM64 201V203H63ZM135 201V203H133ZM155 201V203H154ZM215 201V202H214ZM234 201V202H233ZM242 201V202H241ZM56 203L55 204H53ZM67 202V203H66ZM72 202V204H71ZM101 204H100V203ZM153 202V203H152ZM162 202V203H161ZM166 202V203H165ZM172 202V203H171ZM198 202V203H197ZM236 202V203H235ZM241 202V204H240ZM39 203V204H38ZM63 203V204H62ZM98 203V204H97ZM165 203V204H163ZM195 203V204H194ZM200 203V204H199ZM209 203V204H208ZM214 203V204H213ZM221 205H220V204ZM245 203V204H244ZM250 205H249V204ZM38 204V206H37ZM48 204V205H47ZM71 204V205H70ZM97 204V205H96ZM175 204V205H174ZM183 207H182V205ZM198 204V205H197ZM205 204V205H204ZM213 204V206L215 205L216 207H218L219 209V212L215 218H213L211 220L212 223L209 222V220H205L202 218L203 214L205 213V211L209 208H211V205ZM256 204L255 206H252ZM3 205V206H1ZM9 205V206H7ZM24 205V206H23ZM58 205V207H57ZM89 205V206H88ZM100 205V206H99ZM126 205V206H125ZM208 205V206H207ZM234 205H237V206H234ZM241 205V206H240ZM244 205V206H243ZM16 206V207H15ZM30 206V207H29ZM40 206V207H39ZM49 206H51L49 208ZM60 206V207H59ZM63 206V207H62ZM82 206V207H81ZM89 207V208H86V207ZM117 206V207H116ZM159 206V207H158ZM192 206V207H191ZM210 206V207H209ZM232 206V209L231 207ZM14 207V208H13ZM57 207V209H56ZM99 207V208H98ZM172 207V208H171ZM201 207L203 209H201ZM207 207V208H206ZM238 207H242L244 208L245 210H247V212H236L237 208ZM252 207V208H250ZM12 210H11V209ZM40 208V209H39ZM73 208V209H72ZM90 208L92 210H90ZM115 208V209H114ZM117 208V209H116ZM139 211H137L136 210ZM47 209H50V210H47ZM54 209V210H53ZM79 209V210H78ZM181 209V210H180ZM186 209V210H185ZM190 209V210H189ZM205 209V210H204ZM257 209V210H256ZM2 210V211H1ZM6 210V211H5ZM8 210V211H7ZM47 210V211H46ZM52 210V211H51ZM85 210V211H83ZM91 211V213L89 211ZM125 210H131V213L133 215V220L128 222L126 221V219L123 217L122 213L125 211ZM165 210V211H164ZM185 210V212H184ZM201 210V214L199 216L198 215V212ZM233 210L235 211L234 214H233ZM10 211V212H9ZM46 211V212H44ZM87 211L90 213L88 214ZM183 213H182V212ZM189 211L190 213L188 214ZM249 211V212H248ZM63 212V213H62ZM73 212V213H72ZM101 214H100V213ZM108 212V214H107ZM174 212V213H173ZM192 212H194L193 214H191ZM8 215H7V214ZM17 213V214H16ZM22 213V215H21ZM42 213V214H41ZM44 213V214H43ZM47 213V214H46ZM59 213V214H57ZM121 213V214H119ZM136 213H139L140 216H136ZM170 213V214H169ZM182 213V214H181ZM40 214V215H39ZM55 214V215H54ZM71 214V215H70ZM88 214V215H86ZM158 214V215H159ZM185 214V215H184ZM191 214V215H190ZM226 214V215H225ZM229 214V215H228ZM21 215V216H20ZM42 215V217H41ZM76 217H75V216ZM91 215V216H90ZM108 215V216H107ZM162 215V216H163ZM186 215L188 216H191V219H186ZM238 215V216H237ZM254 215V216H253ZM84 216V217H83ZM88 216V218H87ZM105 216V217H104ZM177 216V217H175ZM221 219H220V217ZM234 216V217H233ZM40 217V218H38ZM44 219L42 220L41 218ZM48 217V218H47ZM178 217L180 219H178ZM200 217V218H199ZM251 217H253L251 219ZM260 217V220L258 218ZM15 218V219H14ZM36 218V219H35ZM91 218V219H90ZM95 218V219H94ZM102 218V219H101ZM104 218V219H103ZM193 218V219H192ZM255 218V219H254ZM93 219V220H92ZM174 219V220H173ZM178 219V220H177ZM251 222H250V220ZM38 220V221H37ZM135 220V221H134ZM168 220V222L166 221ZM172 220V222H171ZM188 222H186V221ZM192 220V221H191ZM198 221V223L196 221ZM200 220V221H199ZM218 220V221H217ZM229 220V221H227ZM256 220V223L258 222V224H252V222H254ZM16 221V222H15ZM54 221V222H52ZM108 221V222H107ZM191 221V222H190ZM195 221V222H194ZM214 221V222H213ZM224 221H225V224H224ZM238 221V222H237ZM242 221V223H240ZM52 222V223H49ZM56 222V223H55ZM135 222V223H134ZM190 222V223H189ZM209 222V223H208ZM223 224H222V223ZM231 222V223H230ZM235 222V223H233ZM47 223L49 224V226L47 225ZM98 223V224H97ZM125 223V224H124ZM134 223V224H133ZM244 223V224H243ZM248 223V224H247ZM2 224V225H3ZM74 224V225H73ZM118 224V223H117ZM124 224V225H123ZM130 224H133V225H130ZM180 224V225H179ZM184 225V228H183V225ZM212 226H211V225ZM219 224V225H218ZM239 224V225H238ZM17 225V226H16ZM54 225V226H53ZM56 225V226H55ZM104 225V227L102 226ZM111 225V226H110ZM146 227H148V223L145 222L144 224ZM143 224H141L140 226L141 227H145ZM208 225V226H207ZM249 225V226H248ZM32 226V227H31ZM40 226V227H39ZM50 226H52L50 228ZM206 226V227H205ZM228 226V227H227ZM231 226H234V227H231ZM237 226V227H236ZM251 226V227H250ZM253 226V227H252ZM257 230H255L256 228ZM10 227V228H9ZM20 227V228H19ZM24 227H26L25 229H23ZM55 227V229H54ZM57 227V228H56ZM67 227V228H66ZM72 227V228H71ZM84 227H85V231L84 230ZM103 227V228H102ZM134 229H133V228ZM175 227V229H174ZM181 227V228H180ZM214 227V229H213ZM250 227V228H249ZM5 228V229H4ZM13 228V229H12ZM36 228V229H35ZM67 230H66V229ZM81 228V229H80ZM83 228V230H82ZM97 228V229H96ZM100 228V230H99ZM131 228L133 231H131ZM149 228V227H148ZM177 228V229H176ZM197 228V229H196ZM209 228V229H208ZM225 228V229H224ZM54 231H52V230ZM88 229V230H87ZM108 231H107V230ZM128 229V230H127ZM213 229V230H212ZM8 230V231H7ZM65 230V231H64ZM90 230V231H89ZM93 230V231H92ZM99 230V232L97 231ZM124 230V231H123ZM130 230V231H129ZM201 230V231H200ZM208 230V231H207ZM211 230V231H210ZM216 230V232H215ZM221 230V231H220ZM249 230H253V231H250ZM6 231V232H5ZM64 233V234H62ZM82 231H83V235L82 234ZM184 231V232H183ZM224 231V232H223ZM227 231V232H226ZM248 231V232H247ZM255 231V232H254ZM10 232V233H9ZM22 232H24L22 234ZM53 234V233H55ZM66 232V234H65ZM67 232H68V235H70L72 232H74L72 238H70L69 236H66L67 235ZM80 232V233H79ZM91 232V233H90ZM185 234H183V233ZM199 232V233H198ZM213 232V233H212ZM216 234H215V233ZM6 235H5V234ZM21 233V234H20ZM126 233V234H125ZM132 233V234H131ZM222 233V234H221ZM244 233V234H243ZM247 233V235H246ZM20 234V235H19ZM35 234L37 235V238L35 239ZM77 236H76V235ZM80 234V236L78 235ZM82 234V236H81ZM129 234V235H127ZM156 234V235H155ZM188 234H191V235H188ZM20 236L19 238L17 236ZM23 235V236H21ZM34 235V236H33ZM56 237H55V236ZM60 235V236H59ZM88 235V236H86ZM132 235V236H130ZM187 236V237H184ZM199 235H200V238H199ZM211 235V236H210ZM225 235V236H223ZM40 236V237H39ZM81 238L79 239L78 238ZM91 236V237H89ZM191 236V237H190ZM5 237V238H4ZM23 237V238H22ZM44 237V238H43ZM47 237V238H46ZM49 237H53V242L51 241V245L49 246L50 242H49ZM75 237V238H73ZM130 237V238H129ZM180 237V238H179ZM183 237V238H182ZM212 237V238H210ZM2 238V239H1ZM16 238V239H15ZM34 238L35 239V242L37 243H34ZM39 238V239H38ZM182 238V239H181ZM195 238V239H194ZM215 238V239H214ZM225 238V239H224ZM259 238V239H258ZM38 239V240H37ZM61 239V240H60ZM73 239V240H72ZM85 239H89V244L87 246V250H85V245H84V240ZM31 240V241H30ZM37 240V241H36ZM65 240V242H63ZM68 240V241H67ZM71 240V241H70ZM132 240V242H131ZM134 240V241H133ZM173 240H175V247L173 246ZM184 240V241H183ZM9 241H10V244H9ZM100 241V243H99ZM180 241V242H179ZM20 242V243H19ZM30 242L34 243V244H30ZM42 242V243H41ZM48 242V243H47ZM61 244H64L65 245V248L64 249H61L59 247L60 243ZM73 244H71V243ZM179 242V243H178ZM251 243V241H249ZM4 243V244H3ZM6 243V244H5ZM44 243V244H43ZM69 243V244H68ZM183 243V246H181ZM3 244V245H1ZM14 244V245H13ZM30 244V245H28ZM37 244V245H36ZM92 244L94 245L92 248ZM98 244V245H97ZM181 244V245H180ZM9 245H12V247H9ZM32 245H35L33 246L32 248ZM45 245V246H44ZM49 247H47V246ZM76 247H75V246ZM178 245V246H177ZM26 246V247H25ZM82 246V247H81ZM146 249L149 247L148 244H144L143 245ZM164 246V249H162ZM247 246V245H246ZM20 247V248H19ZM23 247V248H22ZM44 247V248H43ZM47 247V248H46ZM59 247V248H58ZM166 247V248H165ZM172 247V248H171ZM174 247V248H173ZM182 247V248H181ZM194 247V248H193ZM30 248V249H29ZM53 248V249H52ZM55 248V249H54ZM58 248V249H57ZM68 248H72V249H75L74 252H66ZM77 248V249H76ZM83 248V249H82ZM96 248L98 249L96 251ZM100 248V249H99ZM161 248V250H160ZM170 248V249H169ZM191 248V249H190ZM10 249V250H9ZM43 249V250H42ZM157 249V250H156ZM167 249V250H166ZM174 251H173V250ZM182 249V250H180ZM187 249V250H185ZM192 251H190V250ZM7 252H5V251ZM24 250V252H23ZM40 250V251H39ZM56 250V251H55ZM59 250V251H58ZM63 250L67 253L64 252L63 253ZM78 250V251H76ZM83 250L85 252H83ZM88 250H91V252H88ZM95 250V252H93ZM139 251V249H137ZM166 250V252H164ZM178 250L179 253H178ZM185 250V251H184ZM10 251V252H9ZM31 251V252H30ZM43 251V252H41ZM54 253H52V252ZM61 251V252H60ZM182 251V252H181ZM190 251V252H189ZM82 252L84 254H82ZM152 252V253H151ZM154 252V254H153ZM156 252V253H155ZM181 252V253H180ZM184 252V253H183ZM242 252V253H240ZM77 253V254H76ZM172 253V254H171ZM12 254V255H11ZM29 254V255H27ZM69 254V255H68ZM87 254V256L85 257V255ZM94 254V255H92ZM158 254H159V258H158ZM164 255L163 257L165 258H161L162 255ZM177 254V255H175ZM20 255V256H19ZM50 255V256H48ZM62 255V256H61ZM74 255V256H73ZM84 255V256H83ZM92 255V256H91ZM150 255L153 257H150ZM216 256H220V254L217 252L215 254ZM238 255H244L243 251H238ZM12 256V258H11ZM19 256V258H18ZM65 256V258H64ZM67 256V257H66ZM73 256V257H72ZM97 256V257H96ZM155 256H157L155 258ZM170 256V257H169ZM191 256V257H190ZM58 257V258H57ZM61 257V258H60ZM63 257V258H62ZM78 257V258H77ZM49 258V259H48ZM75 258V259H74ZM85 258V259H84ZM132 257L129 256V253L128 252H121V259L125 261V264H128L127 261H129ZM223 258V257H222ZM220 257V259H222ZM13 259V260H12ZM48 259V260H47ZM67 259V260H65ZM74 259V260H73ZM79 259H81L79 261ZM179 259V260H178ZM3 260V261H2ZM64 260V261H63ZM78 261V262H77ZM59 262V263H58ZM194 264V262H193Z\"/></svg>",
    "mask_w": 264,
    "mask_h": 264
},
{
    "label": "snow or ice",
    "instance_id": "6c2138e0",
    "mask_svg": "<svg viewBox=\"0 0 264 264\" xmlns=\"http://www.w3.org/2000/svg\"><path fill=\"white\" fill-rule=\"evenodd\" d=\"M63 5L57 4H43L38 2V0H30V2L20 3L19 0L13 3L11 8H7L5 6L0 5V29H3L4 32H7V28H4L5 25L11 26V34L9 35H0V73H2L3 83L0 84V93L11 92V81L15 78L18 79L21 85V88L18 89L15 95H19L20 92H23L21 107L25 108V112H28V108L31 107V103H35L32 101L30 103L29 94L35 93V86H28V73L25 71L24 60L25 53L23 50L17 47V37L25 36V33L28 32L30 34L26 35V40L29 45L33 43V36L37 33L35 32L36 21L33 19V14L39 15L43 19L51 20L52 23L56 24L57 27L61 28L60 38L61 42L64 38L63 33V25L62 22L65 20L66 13L64 15H60L56 18L53 14L54 10L58 8H62ZM80 7H87L86 5H80ZM114 9L122 6H113ZM133 7H137L133 5ZM143 8L147 9L148 5H142ZM158 7V6H156ZM170 9H172L170 18L164 21L165 24H169L173 22V19L184 15L185 19L192 21L191 27L196 28H204L207 32L211 27L208 21L212 20L214 22L220 20L219 11L223 9L225 11L230 9V5L228 3H223L217 6L216 11L213 12V5L211 4H196V11L189 14L187 11L183 13L178 12L177 8H181L187 10L188 5H169ZM247 7V6H244ZM244 7L239 8V13L243 15L245 21H250L253 19L252 14H248L244 11ZM253 10L257 7L261 9V14L259 15V43L252 42L246 43L244 47V51L248 52H260L264 53V0H261L259 5L253 4L251 5ZM207 9L208 12L206 15H201L202 10ZM11 12V15L8 13ZM159 16L160 13H157ZM85 25H87L88 17L85 16L82 18ZM103 20V17L101 18ZM133 23L135 25L136 17L132 18ZM27 26L25 28L24 26ZM141 26H143V21H141ZM230 29V38L228 41H224L222 44L217 41L216 32L219 29L213 30L211 33L210 39L212 41H217L216 44L208 43L201 47H187L182 49H173V59L175 58V54L177 52L182 51H190L196 52L197 55L200 56V60L195 61L194 63H190L186 66V69L190 70L196 65L203 64L206 62L207 58L205 55V51H212L214 49L218 50L215 53V57L211 60V63H221L223 66L224 58L232 55L233 51H236V54L243 58L242 52L236 49L232 45V40L234 37L231 33L236 31V26L234 24H229ZM103 27V23L101 24ZM137 31H139L137 29ZM151 28L148 29L147 32L141 33L144 37L141 41V44H147L148 40L151 39H159L160 37L151 35ZM96 31H93L89 38H93L96 36ZM180 31L177 29L171 33V35H179ZM186 36H191L190 32L184 33ZM99 35L103 37L105 34L100 32ZM247 36V33H245ZM54 44H48L45 51H48L52 54L61 56V60H67L69 64L72 62L73 57H69L67 55H63L60 51L61 45L55 44V37H52ZM164 41L169 40V34L167 32L163 35ZM41 40L43 42V36L41 34ZM200 41L197 40L196 44L199 45ZM84 48H89L88 44L83 45ZM9 50L11 52H19L21 56V68L19 74L16 75L9 71L11 67V59L9 57ZM101 51L103 50V45L101 46ZM126 48H122V51H126ZM111 55V53H109ZM135 59V57H134ZM117 64L123 66L125 62L116 60ZM43 65L45 66L44 75L47 74V66L48 59L43 58ZM33 67H39L38 65H33ZM63 67V66H62ZM71 71V68H69ZM134 71L133 68L129 69V73ZM197 74H199V68H197ZM188 85L191 88L196 87V76L192 74L190 71L188 73ZM43 78V77H42ZM57 80H60V77L57 76ZM49 83L51 81L49 80ZM99 83V81L97 82ZM167 86H165L166 93ZM141 91L144 90V85H141ZM86 95V93H85ZM39 99L43 100V97ZM262 103L260 104V116L259 120H252L250 122H238L237 124H232L230 122H223L222 124H217L215 128L210 127L207 123H201L198 121H193L192 119L177 115L175 117L169 118L167 123L163 126L157 125L159 130L156 132L155 139L159 143L163 141V150L152 152L151 146H149L148 151L152 152L151 157H145L148 161L147 167L141 174L145 189L152 187L154 184L160 183V175L163 174V187L171 188L174 190H180L184 185L191 186L190 180L194 177L197 181L200 180L201 172L198 171L202 169V174L206 177H210L212 175L211 166L205 167V161L209 159H215L217 153L220 155H231L233 151L236 153H240L243 151L242 141L245 137L251 138L257 141L258 144L264 145V93L261 95ZM81 107H84L83 101L81 100ZM15 105H13V109ZM40 105H37V109L32 113L25 115L24 122H27L32 125V128L35 129V124L32 123H46V124H57L59 121H63L65 123L71 124V121L65 120L63 116H60L58 119H49L46 116H41L39 114ZM12 111V110H10ZM60 111V109H58ZM69 111H76L75 107H70ZM11 118L15 120V115H12ZM24 122L20 123V127H24ZM155 123V121H153ZM177 124L186 125V129L182 132L177 128ZM5 137L9 135V130L7 127L3 129ZM177 132H180L177 135ZM32 133L30 132L29 135ZM45 135H51L50 133ZM15 139V138H13ZM81 140L84 139L83 136L80 137ZM69 147H73V145H69ZM15 150V144H14ZM60 152H64V148L58 149ZM264 150V149H262ZM45 155H51V150H47ZM11 157H7L6 159H10ZM41 159L43 157H40ZM75 159V157H72ZM20 161H17L19 164ZM232 165H238L237 159H232L229 165L226 167H231ZM27 167V165H26ZM181 175L185 177L181 179L179 183H176L174 180L175 175ZM260 188L264 189V168H262V174L259 181L256 182ZM261 204L260 207L264 209V191L260 193ZM153 197L151 194L145 195L143 197L144 201L151 200ZM155 207V206H154ZM237 211L244 212L245 209L242 207H238ZM219 211L218 207L213 206L210 209H207L203 214L202 218L205 220H209L215 218L217 212ZM71 215V214H70ZM123 217L126 221L130 222L133 220V215L129 210H125L122 213ZM136 216H139V213H136ZM113 221V228L110 233L100 231L99 237L97 240L102 242V251H100V255L94 260H86L81 261L79 264H125V261L121 259V252H128L129 256L132 257L128 264H154L153 260L147 258V252L152 249L157 248V244L153 241H149L148 237L153 232V229L148 227H140L142 223H145L144 220L136 221V240L133 242V245L124 242L123 232L121 231V225L117 224L116 219L113 217H109ZM165 217L160 215L159 220L165 221ZM179 219V217H178ZM186 219H191V216L186 217ZM7 216L0 215V221H7ZM198 222V221H197ZM235 223V222H233ZM7 228L6 224L0 225ZM261 236V240L259 242V247L257 248L256 241L252 238L251 234L247 237L241 236L240 232L243 229L233 228L230 233V238L226 241H221L219 238V234L215 240L207 239V233L202 234L201 236V246L197 248L195 251L196 259L194 264H264V212L261 213V220L259 222L258 228ZM251 230H249L250 232ZM167 232L169 234H173V226L171 223L167 224ZM168 237H162V239H167ZM53 240V237H49V242ZM251 241V243H249ZM89 241L87 239L84 240L85 250H87V246ZM148 244L149 247L146 249L143 245ZM247 245V246H246ZM173 246L175 247V240H173ZM12 247V245H9ZM59 247L61 249L65 248L64 244H60ZM137 248L139 249L137 253ZM68 252H73L75 249L68 248ZM238 251H243L244 255H238ZM219 253L220 256H216V253ZM223 257V259H220ZM13 264H42L39 260H14ZM155 264H185V261H167V260H157ZM187 264H193V261H188Z\"/></svg>",
    "mask_w": 264,
    "mask_h": 264
},
{
    "label": "bare ground",
    "instance_id": "6f19581e",
    "mask_svg": "<svg viewBox=\"0 0 264 264\" xmlns=\"http://www.w3.org/2000/svg\"><path fill=\"white\" fill-rule=\"evenodd\" d=\"M11 1H12V0H11ZM13 1H16V0H13ZM21 1H22V0H21ZM27 1H28V0H27ZM51 1H52V0H51ZM51 1H50V3H51ZM53 1H54V0H53ZM57 1H60V0H57ZM57 1H56V2H57ZM73 1H74V0H73ZM77 1H78V0H76V4H79V2L77 3ZM85 1H86V0H85ZM88 1H89V0H88ZM103 1H106V0H103ZM103 1H102V3H103ZM108 1H110V0H108ZM108 1H107V2H108ZM114 1H115V0H114ZM118 1H119V0H118ZM118 1H117V2H118ZM124 1H125V0H124ZM124 1L121 0L122 3H123ZM132 1H133V0H132ZM138 1H139V0H138ZM167 1H168V0H167ZM167 1H166V2H167ZM169 1H170V0H169ZM169 1H168V2H169ZM173 1H174V0H173ZM175 1H176V0H175ZM180 1H181V0H179V2H180ZM182 1H183V0H182ZM211 1H212V0H211ZM213 1H215V0H213ZM223 1H224V0H223ZM233 1H234V0H233ZM233 1H232V2H233ZM243 1H244V0H243ZM249 1H250V0H248V2H249ZM252 1H253V0H252ZM254 1H258V0H254ZM28 2H29V1H28ZM56 2L54 1L55 4H56ZM66 2H67V1H66ZM66 2H65V3H66ZM125 2H128V0H126ZM136 2H137V0H136ZM141 2H142V0H141ZM202 2H203V1H202ZM217 2H218V1H217ZM236 2H237V1H236ZM238 2H239V0H238ZM238 2H237V3H238ZM20 3H21V2H20ZM23 3H26L25 0H24ZM58 3L61 4V2H58ZM63 3H64V2H63ZM74 3H75V2H74ZM80 3H81V2H80ZM82 3H84V2H82ZM94 3H95V2H94ZM94 3H93V4H94ZM104 3H105V2H104ZM108 3H109V2H108ZM108 3H106V5H108ZM110 3H111V2H110ZM110 3H109V4H110ZM112 3H113V2H112ZM122 3H121V4H122ZM138 3H140V2H138ZM174 3H175V2H174ZM174 3H173V4H174ZM176 3H177V2H176ZM182 3H183V2H182ZM193 3H194V2H193ZM193 3H192V4H193ZM199 3H200V2H199ZM210 3H211V2H210ZM210 3H209V4H210ZM215 3H216V2H215ZM226 3H228V2H226ZM239 3H241V0H240ZM242 3H243V2H242ZM244 3H245V2H244ZM252 3L254 4L255 2H252ZM260 3H261V0H260ZM0 4H1V3H0ZM47 4H48V2H47ZM85 4H86V2H85ZM89 4H90V3H89ZM89 4H88V5H89ZM99 4H100V3H99ZM113 4H114V3H113ZM127 4H128V3H127ZM141 4H142V3H141ZM147 4H148V3H147ZM169 4H170V3H169ZM245 4H247V3H245ZM255 4H256V3H255ZM4 5H5V4H4ZM45 5H46V4H45ZM64 5H65V4H64ZM66 5H67V3H66ZM91 5H92V4H91ZM91 5H90V7H92ZM123 5H124V4H123ZM160 5H161L160 10H161V8H162V4L160 3ZM165 5H166V4H165ZM170 5H172V4H170ZM183 5H184V4H183ZM229 5H230V4H229ZM242 5H243V4H242ZM242 5H241V6H242ZM249 5H250V3H249ZM258 5H259V1H258ZM7 6H8V5H6V7H7ZM86 6H87V5H86ZM93 6H94V5H93ZM96 6H98V5L96 4ZM100 6H102V5H100ZM112 6H113V5H112ZM112 6H110V7L112 8ZM128 6H129V5H128ZM250 6H251V5H250ZM250 6H249V7H250ZM10 7H11V6H10ZM107 7H108V6H107ZM126 7H127V6H126ZM140 7H141V6H140ZM92 8H93V7H92ZM120 8H121V7H120ZM214 8H215V7H214ZM233 8H234V7H232V9H233ZM237 8H239V7H237ZM9 9H10V8H9ZM61 9H62V8H61ZM68 9H69V8H68ZM68 9H67L66 11H68ZM85 9L88 10V7H85ZM90 9H91V8H90ZM90 9H89V10H90ZM98 9H99V6H98ZM100 9H101V8H100ZM100 9H99V10H100ZM135 9H136V8H135ZM138 9H139V8H138ZM142 9H143V8H142ZM164 9H165V8H164ZM167 9H168V8H167ZM195 9H196V7H195ZM212 9H213V8H212ZM74 10H75V9H74ZM136 10H137V9H136ZM153 10H155V9L153 8L152 11H153ZM158 10H159V9H158ZM158 10H157V11H158ZM160 10H159V11H160ZM170 10L172 11V9H170ZM170 10H169V11H170ZM193 10H194V9H193ZM213 10H214V9H213ZM238 10H239V9H238ZM250 10H251V9H250ZM257 10L259 11V7L257 8ZM55 11H56V10H55ZM55 11H54V13H55ZM63 11L65 12V10H62V12H63ZM92 11H93V10H92ZM95 11L97 12L98 10L95 9ZM102 11H103V10H102ZM106 11H107V10L105 9V12H106ZM122 11H123V10H122ZM139 11H140V10H139ZM143 11H145V10H143ZM146 11H147V9H146ZM163 11H165V10H163ZM169 11H168V14L170 13ZM185 11H187V10H185ZM248 11H249V10H248ZM252 11H254V10H252ZM260 11H261V10H260ZM64 12L62 13L63 15H64ZM68 12H71V10L68 11ZM88 12H89V11H88ZM96 12H95V13H96ZM100 12H101V11H100ZM112 12H113V11H112ZM135 12H138V11H135ZM141 12H142V10H141ZM161 12H162V11H161ZM194 12H195V11H194ZM220 12H221V11H220ZM249 12H250V11H249ZM54 13H53V14H54ZM71 13H72V12H71ZM75 13H76V12H75ZM75 13H74V15H75ZM124 13H125V12H124ZM126 13H127V12H126ZM147 13H148V12H147ZM154 13H156V11H155ZM165 13H167V12L165 11ZM165 13H164V14H165ZM225 13H226V12H225ZM250 13H252V12H250ZM250 13H249V14H250ZM58 14H59V12H58ZM72 14H73V13H72ZM72 14H71V15H72ZM96 14H97V13H96ZM98 14H99V13H98ZM110 14H111V13H110ZM110 14H109V16L112 17L113 15L111 16ZM120 14H121V13H120ZM132 14H133V13H132ZM135 14H137V13H135ZM135 14H134L132 17H136V16H138V14H137L136 16H135ZM139 14L141 15L140 12H139ZM145 14H146V13H144V15H145ZM164 14H163V17L160 18V20H158L159 22L162 21V20H164V19H163V18H164ZM189 14H191V13H189ZM205 14H206V13H205ZM221 14H222V12H221ZM8 15H9V14H8ZM56 15H57V13H56ZM56 15H55V17H59V16H56ZM60 15H61V14H60ZM69 15H70V14H69ZM99 15H100V14H99ZM106 15H107V14H106ZM115 15H116V14H115ZM129 15H130V14H129ZM129 15H128V16H129ZM155 15H156V14H155ZM155 15H154V16H155ZM219 15H220V14H219ZM83 16H84V15H83ZM85 16H86V14H85ZM85 16H84V17H85ZM100 16H102V14H101ZM104 16H105V15H104ZM118 16H119V13H118ZM120 16H121V15H120ZM128 16H127V18H128ZM142 16H143V15H142ZM142 16H141V17H142ZM154 16H153V17H154ZM161 16H162V15H161ZM161 16H160V17H161ZM167 16H168V15H167ZM167 16H165V18H167ZM222 16H223V15H222ZM242 16H243V15H242ZM65 17H66V16H65ZM88 17H89V15H88ZM102 17H103V16H102ZM121 17H122V16H121ZM150 17H151V16L148 15V18H150ZM157 17H159V16H157ZM157 17L154 18V19H158ZM178 17H179V16H178ZM233 17H234V15L232 14V10H231L230 13H228V14L224 15L223 17H221L220 21L222 20L223 23H224V24L221 23V24H222L221 26L224 25V27H225L226 25H228V22H229L228 20H229L230 18H233ZM236 17H237V16H236ZM71 18H72V17H70L69 21L71 20ZM82 18H83V17H82ZM89 18H90V17H89ZM114 18H115V17H114ZM114 18H113V19L111 18V19H112V20H115ZM117 18H118V17H117ZM117 18H116V19H117ZM122 18H123V17H122ZM127 18H125V19H127ZM129 18H131V17H129ZM139 18H140V17H139ZM148 18H147V19L145 18L146 21L149 20ZM240 18H241V17H240ZM72 19H73V18H72ZM78 19H79V18H78ZM154 19H151V20L153 21ZM161 19H162V20H161ZM233 19H234V18H233ZM235 19L237 20V18H235ZM235 19H234V20H235ZM242 19L244 20V18H242ZM66 20H67V19H66ZM74 20H76V19H74ZM104 20H106V17H105ZM104 20H103V21H104ZM109 20H110V19H109ZM119 20H120V18L118 19V21H119ZM129 20H132V18H131V19H128V20H126V21H129ZM136 20H139V19H136ZM140 20H141V19H140ZM140 20H139V21H140ZM142 20H143V19H142ZM236 20H235V21H236ZM77 21H79V20H77ZM99 21H101V20L99 19ZM116 21H117V20H116ZM123 21H124V20H123ZM126 21H125V22H126ZM139 21H138V22H139ZM154 21H155V20H154ZM176 21H177V20H176ZM176 21H175V22H176ZM227 21H228V22H227ZM239 21H240V20H239ZM244 21H245V20H244ZM38 22H39V21H38ZM64 22H65V20H64ZM66 22H67V21H66ZM89 22H90V19H89ZM104 22H105V21H104ZM114 22H115V21H114ZM114 22H113V23H114ZM120 22H122V20H120ZM130 22H133V21H130ZM138 22H137V23H138ZM217 22H218V21H217ZM247 22H249V21H247ZM247 22H246L245 24H247ZM250 22H251V21H250ZM77 23H78V22H77ZM82 23H83V22H82ZM87 23H88V22H87ZM115 23H116V22H115ZM115 23H114V24H115ZM139 23L141 24V22H139ZM144 23H146V22H144ZM148 23H149V22H148ZM153 23H154V22H153ZM153 23H152V24H153ZM156 23H157V22H156ZM161 23H162V22H161ZM232 23H234V21H233ZM258 23H259V22H258ZM52 24H53V23H52ZM65 24H66V23H65ZM67 24H68V23H67ZM89 24H90V23H89ZM114 24H113V26H114V28H115V25H114ZM117 24H118V22L116 23V26H117ZM120 24H121V23H120ZM122 24H124V23H122ZM133 24H134V23H133ZM149 24H151V23H149ZM152 24H151V25H152ZM174 24H175V23H174ZM214 24H215V23H214ZM249 24H250V23H248V25H249ZM55 25H56V24H55ZM78 25H79V23H78ZM80 25H81V24H80ZM83 25H84V24H83ZM91 25H92V24H91ZM109 25H111V24H109ZM118 25H119V24H118ZM124 25H127V24H124ZM135 25H136V24H135ZM137 25H138V24H137ZM137 25H136V26H137ZM155 25H156V24H155ZM157 25H158V24H157ZM163 25H164V24H163ZM181 25H182V24H181ZM215 25H217V23H216ZM235 25H236V24H235ZM237 25H238V24H237ZM248 25H246V26H248ZM250 25H251V24H250ZM250 25H249V26H250ZM65 26H66V25H65ZM81 26H82V25H81ZM95 26H98V28H99V25H96V24H95ZM95 26H94V27H95ZM100 26H101V25H100ZM105 26H106V24H105ZM113 26H112V27H113ZM120 26H121V25H120ZM120 26H119V27H120ZM129 26H130V25H129ZM129 26H128V27H129ZM133 26H134V25H133ZM136 26H135V28H136ZM148 26H149V25H148ZM172 26H173V25H172ZM172 26H171V28H172ZM10 27H11V26H10ZM25 27H26V26H25ZM75 27H76V26H75ZM112 27H111V29H112ZM123 27H125V26H123ZM128 27H127V28H128ZM137 27H138V26H137ZM149 27H150V26H149ZM156 27H158V26H156ZM156 27H155V28H156ZM174 27H177V26L175 25ZM240 27L242 28L243 26H240ZM76 28H77V27H76ZM102 28H103V27H102ZM107 28H108V27H107ZM135 28H133V29L135 30ZM161 28H162V27H161ZM161 28H160V25H159V29H160L159 32H161ZM210 28H211V27H210ZM210 28H209V31H210ZM244 28H246L245 25H244ZM259 28H260V25H258V24H256V25L254 24V26H252L251 28H249V29H250V39H249L248 42H250V43H252V42L259 43ZM71 29H72V28H71ZM74 29H75V28H74ZM87 29H88V27L86 28V30H87ZM94 29L96 30V28H94ZM94 29L92 28L91 30L93 31ZM100 29H101V27H100ZM119 29H120V28H119ZM119 29H118V30H119ZM122 29H123V28H122ZM131 29H132V28H131ZM133 29H132V31H133ZM140 29H141V27H140ZM140 29H139V31H140ZM156 29H157V28H156ZM163 29H164V28H163ZM189 29H190V28H189ZM202 29H203V28H202ZM247 29H248V28H246V30H245L246 32L249 31V30H247ZM1 30H2V29H1ZM1 30H0V31H1ZM75 30H77V29H75ZM82 30H83V29H82ZM104 30H105V27H104ZM104 30H103V31H104ZM113 30H116V31H117V28H115V29H113ZM125 30H126V29H125ZM142 30H143V28H142ZM147 30H148V29H147ZM154 30H155V29H154ZM175 30H176V29H175ZM214 30H215V29H214ZM228 30H229V29H228ZM242 30H243V29H242ZM10 31H11V29H10ZM39 31H40V30H39ZM59 31H61V30H59ZM65 31H66V29H65ZM67 31H68V30H67ZM70 31H71V30H70ZM70 31H69V32H70ZM77 31H78V30H77ZM79 31H80V30H79ZM83 31H84V30H83ZM87 31H88V30H87ZM96 31L99 32V31H101V30L98 31V29H97ZM103 31H102V32H103ZM111 31H112V30H111ZM135 31H136V30H135ZM139 31H138V32H139ZM144 31H145V30H144ZM144 31H143V33H144ZM173 31H174V29H173ZM200 31H201V30H200ZM211 31H212V30H211ZM226 31H227V30H226ZM245 31H244V33H245ZM45 32H46V31H45ZM47 32H48V30H47ZM47 32H46V33H47ZM50 32H51V31H50ZM56 32H57V31H56ZM71 32H72V31H71ZM71 32H70V33H71ZM90 32H91V31H90ZM97 32H96V33H97ZM105 32H106V30H105ZM112 32H115V31H112ZM123 32H125V31H123ZM140 32L142 33V31H140ZM146 32H147V31H146ZM191 32H192V31H191ZM194 32H195V31H194ZM207 32H208V31H207ZM228 32H229V31H228ZM228 32H225V33H228ZM36 33H37V32H36ZM40 33H41V32H40ZM40 33H39V34H36V35H40ZM70 33H69V34H70ZM85 33H86V31H85ZM88 33H89V31H88ZM108 33H109V32H108ZM118 33H119V32H118ZM128 33H129V32H128ZM141 33H138V34H141ZM153 33H154V32H153ZM157 33H158V32H157ZM244 33H243V34H244ZM27 34H30V33H27ZM41 34H42V35H45V33H41ZM47 34H48V33H47ZM50 34H51V33H50ZM67 34H68V32H67ZM69 34H68V35H69ZM80 34H82V32H81ZM80 34H79V32H78V35H79V36H80ZM109 34H110V33H109ZM116 34H117V33H116ZM125 34H126V33H125ZM129 34H131V33H129ZM136 34H137V33H136ZM158 34H159V36H160V33H158ZM158 34H157V35H158ZM232 34H233V33H232ZM243 34H242V31H240V30H236L235 33L233 34V36H234V39H233V40H235V41H237V42H236L235 44H233V42H235V41H233V42H232V45H234V46L236 47L237 44H240V42L243 41V39H244V38L242 37ZM7 35H8V34H7ZM65 35H66V34H65ZM65 35H64V36H65ZM68 35H67V36H68ZM72 35H73V34H72ZM75 35H76V34H75ZM78 35H76V36H78ZM86 35H87V34H86ZM98 35H99V33H98ZM119 35H120V34H119ZM152 35H153V34H152ZM154 35H155V34H154ZM193 35H194V34H193ZM224 35H225V34H224ZM244 35H245V34H244ZM53 36H54V35H53ZM58 36H59V35H58ZM67 36H66V37H67ZM69 36H70V35H69ZM79 36L77 37L78 39H79ZM87 36H88V35H87ZM120 36L123 37V34L120 35ZM126 36H127V35H126ZM135 36H136V35H135ZM138 36H139V35H138ZM170 36H171V34H170ZM179 36H180V35H179ZM228 36H229V35H228ZM228 36H227V37H228ZM25 37H26V36H25ZM44 37H45V36H44ZM51 37H52V36H51ZM66 37H64V38L66 39ZM81 37H82V35L80 36V40H79L77 43H76V42H73V43H75V44L73 45L74 48H75L76 44H79V43H80V41H81V42L84 41V38L81 40ZM84 37H85V36H84ZM116 37H117V35H116ZM128 37H129V36H128ZM130 37L132 38L133 35H130ZM160 37H161V36H160ZM177 37H178V36H177ZM187 37H188V36H187ZM207 37H208V36H207ZM222 37H223V36H222ZM245 37H247V36H245ZM17 38L22 39L21 36H20V37H17ZM33 38H34V37H33ZM37 38H38V36H37ZM46 38H47V37H45V39H46ZM49 38H50V37H49ZM55 38H56V37H55ZM71 38H72V36H71ZM71 38H70V39H71ZM74 38H75V37H73L72 40H74ZM87 38H89V37H87ZM109 38H110V37H109ZM131 38H130V40H131ZM136 38H137V36H136ZM169 38H170V37H169ZM174 38H175V37H174ZM182 38H183V37H182ZM185 38H186V37H185ZM203 38H204V37H203ZM224 38H225V37H224ZM25 39H26V38H24V40H25ZM68 39H69V37H68ZM68 39H66V41H68ZM75 39H76V38H75ZM78 39H77V40H78ZM89 39H91V38H89ZM93 39H95V38H93ZM105 39H106V38H105ZM114 39H115V38H114ZM139 39H140V38H139ZM141 39H143V37H141ZM34 40H35V39H34ZM34 40H33V41H34ZM38 40L40 41V37H39ZM77 40H76V41H77ZM109 40L113 41V38H112V39L110 38ZM120 40H123V39H120ZM125 40H126V38H125ZM128 40H129V38H128ZM199 40H200V39H199ZM217 40H218V39H217ZM220 40H221V39H220ZM43 41H44V40H43ZM45 41H48V40H45ZM49 41H51V38H50ZM88 41H89V40H88ZM91 41H93V40H91ZM91 41H90V42H91ZM103 41H104V39H103ZM114 41H115V40H114ZM114 41H113V42H114ZM123 41H124V40H123ZM123 41H121V42H123ZM133 41H134V40H133ZM159 41H160V40H159ZM159 41H158V42H159ZM170 41H171V39H170ZM223 41H224V39H223ZM239 41H240V42H239ZM244 41H246V40L244 39ZM22 42H24L23 39H22ZM25 42H26V40H25ZM57 42H58V41H57ZM63 42H64V39H63ZM63 42H62V43H63ZM101 42H102V41H101ZM118 42H119V38H118ZM139 42H141V41H139ZM185 42H186V41H185ZM189 42H190V41H189ZM216 42H217V41H216ZM26 43H27V42H26ZM45 43H46V42H45ZM45 43H44V44H45ZM47 43H48V42H47ZM47 43H46L45 45H47ZM62 43L60 42V44H62ZM64 43H65V42H64ZM68 43H69V42H68ZM68 43H67V44H68ZM73 43H72V44H73ZM85 43H87L86 40H85ZM103 43H105V41L102 42V44H103ZM109 43H111V42H109ZM109 43H107V44H109ZM116 43H117V42H116ZM116 43H115V45L118 46L119 44H116ZM119 43H120V42H119ZM132 43L134 44V42H130V45H131ZM135 43L138 44V42H136V40H135ZM164 43H165V42H164ZM167 43H169V42H167ZM175 43H176V42H175ZM175 43H173V44H175ZM183 43H184V42H183ZM183 43H182V44H183ZM205 43H207V41H205ZM19 44H20V43H19ZM27 44H28V43H27ZM38 44L40 45L39 42H38ZM49 44H50V43H49ZM53 44H54V43H53ZM56 44H57V43H56ZM72 44H71V45H72ZM81 44L84 45V42H83V43H80V45H81ZM87 44H88V43H87ZM107 44H106V45H107ZM113 44H114V43H112L111 45L113 46ZM120 44H124V42H123V43H120ZM159 44H161V43H159ZM185 44H187V43H185ZM185 44H184V45H185ZM241 44H242V43H241ZM245 44H246V43H245ZM28 45H29V44H28ZM28 45H26V47H24V48H26V49H24V50H27V48L29 47ZM58 45H59V44H58ZM63 45H65V44H63ZM63 45H62V47H64ZM83 45H82V46H83ZM100 45H101V43H100ZM104 45H105V44H104ZM125 45H126V44H125ZM127 45H129V42H128ZM147 45H148V44H147ZM147 45H146V46H147ZM153 45H154V44H153ZM184 45H182V46H184ZM187 45H188V44H187ZM203 45H204V44L199 43V45L196 44L195 47H201V46H203ZM242 45H244V44H242ZM18 46H20V45H18ZM24 46H25V45H24ZM27 46H28V47H27ZM30 46H32V45H30ZM33 46H34V44H33ZM41 46H42V45H41ZM101 46H102V45H101ZM117 46H115V47L113 46V47L116 48ZM119 46H121V45H119ZM135 46H136V44L134 45V48H135ZM159 46H160V45H158L157 47H159ZM165 46H166V45H165ZM168 46H170V44H169ZM180 46H181V43H180ZM182 46H181V48H182ZM185 46H186V45H185ZM244 46H245V45H244ZM34 47L37 48V46H34ZM78 47H79V45H78ZM80 47H81V46H80ZM80 47H79V49H80ZM97 47H99V46H97ZM107 47H108V45H107ZM109 47H110V46H109ZM109 47H108V48H109ZM122 47H123V46H122ZM124 47H125V46H124ZM126 47H127V46H126ZM126 47H125V48H126ZM136 47H137V46H136ZM157 47H155V48H157ZM161 47H162V46H161ZM166 47H167V46H166ZM166 47H164V48H166ZM170 47H172V46H170ZM175 47H176L175 49H177V46H175ZM20 48H21V47H20ZM30 48H31V47H30ZM68 48H69V47H68ZM81 48H82V47H81ZM104 48H105V47H104ZM110 48H111V47H110ZM114 48H113V51H114ZM119 48H121V47H119ZM131 48H132V47H131ZM143 48H144V46H143ZM143 48H142V49H143ZM153 48H154V47H153ZM181 48H180V49H181ZM65 49H66V48H65ZM65 49H64V50H65ZM75 49L77 50V48H75ZM82 49H83V48H82ZM95 49H96V48H95ZM99 49H100V48H98V50H99ZM117 49H118V48H117ZM157 49H158V48H157ZM167 49H169V47L166 48L165 51L172 50L173 47H172V49H171V48H170L169 50H167ZM236 49L240 50L241 48L239 47V48H236ZM21 50H22V48H21ZM30 50H32V49H30ZM30 50H29V51H30ZM33 50H34V49H33ZM33 50H32V51H33ZM38 50H40V48H38L37 51H38ZM60 50H61V49H60ZM69 50H70V49H69ZM80 50H81V49H80ZM84 50H85V49H84ZM103 50H105V49H103ZM107 50H108V49L106 48L105 51H107ZM120 50H121V49L118 50L119 53L121 52ZM145 50H147V48H146ZM148 50H150V49H148ZM35 51H36V50H35ZM77 51H78V50H77ZM91 51H92V50H91ZM93 51H94V50H93ZM100 51H101V50H100ZM109 51L111 52V50H108V53H110ZM113 51H112V52H113ZM126 51H127V50H126ZM140 51H142V50H140ZM143 51H144V50H143ZM143 51H142V52H143ZM152 51H154V49H153ZM155 51H156V50H155ZM165 51H164V54L166 53ZM216 51H217V50H216ZM41 52H42V51H40V53H39V51H38V52H36V53L39 55V54H41ZM43 52H45V51H43ZM66 52H67V51H66ZM88 52H89V51H88ZM131 52H132V50H131ZM133 52H134V51H133ZM142 52H141V53H142ZM148 52H149V51H148ZM161 52H162V50H161ZM189 52H190V51H189ZM30 53H31V52H30ZM46 53H47V52H46ZM46 53H43V54H46ZM48 53H50V52H48ZM61 53H62V51H61ZM89 53H91V52H89ZM94 53H95V52H94ZM100 53H101V52H100ZM126 53H127V52H126ZM126 53H125V54H126ZM138 53H140V52H138ZM138 53H137V54H138ZM156 53H157V52H155V53H151V54L154 55V54H156ZM159 53H160V52H159ZM193 53H194V52H193ZM253 53H254V52H253ZM34 54H35V53H34ZM63 54H64V53H63ZM67 54L70 55V57H71V54H69L68 52H67ZM72 54H73V53H72ZM74 54H76V53H74ZM78 54H79V53H78ZM84 54H85V53H84ZM84 54H82V55H84ZM92 54H93V53H92ZM103 54H107V53H103ZM103 54H102V55H103ZM183 54H184V53H183ZM214 54H215V51H211V52L205 51V55H206V56H210V57H211V56H213ZM255 54H256V52H255ZM25 55H26V54H25ZM28 55H29V54H28ZM31 55H32V54H31ZM38 55H37V56H38ZM41 55H42V54H41ZM87 55H88V54H87ZM102 55H100V56H102ZM112 55H113V54H112ZM114 55H115V54H114ZM119 55H120V54H119ZM146 55H149V54H146ZM146 55H145V56H146ZM157 55H158V54H157ZM170 55H171V54H170ZM185 55H186V54H185ZM185 55H183V57H184ZM246 55H247V54H246ZM256 55H258V54H256ZM18 56H19V55H18ZM39 56H40V55H39ZM39 56H38V57H39ZM51 56H52V55H51ZM58 56H59V55H58ZM73 56H74V55H73ZM85 56H86V54H85L83 57H85ZM108 56H109V55H108ZM130 56H131V54H130ZM162 56H163V55H162ZM175 56H176V55H175ZM244 56H245V55H244ZM263 56H264V55H263ZM34 57L37 59V57H36L35 55H34ZM34 57H33V58H34ZM49 57H50V55H49ZM77 57H78V56H77ZM86 57L88 58V56H86ZM91 57H92V56H91ZM95 57H96V56H95ZM103 57H105V56L103 55L102 58H103ZM112 57H113V56H112ZM116 57H117V56H115V60H116ZM119 57H120V56H119ZM122 57H123V56H122ZM125 57H126V56H125ZM125 57H124V58H125ZM131 57H132V56H131ZM147 57L150 58L149 56H147ZM153 57H154V56H153ZM163 57H164V56H163ZM255 57H256V56H255ZM255 57H254V58H255ZM257 57H258V56H257ZM41 58H42V60H43L44 57L41 56ZM46 58H48V57H46ZM50 58H51V57H50ZM50 58H49V59H50ZM87 58H86V59H87ZM92 58H94V57H92ZM92 58H91V59H92ZM108 58H110V59L112 60L114 57L111 58V57L109 56ZM108 58H107V59H108ZM126 58H127V57H126ZM128 58H130V57H128ZM139 58H140V57H139ZM141 58H142V57H141ZM151 58H152V57H151ZM156 58H157V57H156ZM159 58H160V57H159ZM167 58H170V57L168 56ZM181 58H182V57H181ZM193 58H194V56H193ZM208 58H209V57H208ZM208 58H207V59H208ZM232 58H233V57H232ZM232 58H230V59H232ZM31 59H32V58H31ZM54 59H55V57H54ZM58 59H60V58H58ZM74 59H75V58H74ZM78 59H79V58H78ZM91 59H90V60H91ZM99 59H100V58H98L97 60H99ZM107 59L104 60V62L107 61ZM117 59H119V58L117 57ZM131 59H132V58H131ZM133 59H134V58H133ZM182 59H183V58H182ZM236 59H237V58H236ZM240 59H241V58H240ZM252 59H253V58H252ZM32 60H33V59H32ZM39 60H40V59H39ZM39 60H38V61H39ZM52 60H53V58H52ZM83 60H85V59H83ZM83 60H82V61H83ZM87 60H88V59H87ZM87 60H86V61H87ZM94 60H95V59H94ZM97 60H96V61H97ZM108 60H109V59H108ZM115 60H113V61H115ZM134 60L136 61V59H134ZM134 60H133V63H134ZM141 60H142V59H141ZM179 60H181V59H179ZM227 60H228V59H227ZM25 61H26V60H25ZM35 61H36V60H35ZM35 61L31 64V65H32V68H33V65H35ZM66 61H67V60H66ZM78 61H79V60H78ZM91 61L93 62V59H92ZM96 61H95V62H96ZM109 61H110V60H109ZM121 61H122V59H121ZM126 61L128 62V60H126ZM126 61H125V62H126ZM129 61H130V59H129ZM143 61H144V59H143ZM161 61H162V60H161ZM183 61H184V60H183ZM228 61H229V60H228ZM12 62H13V61H12ZM31 62H32V61H31ZM42 62H43V61H42ZM42 62H41V63H42ZM97 62H99V61H97ZM102 62H103V60H102ZM131 62H132V61H131ZM164 62H165V61H164ZM178 62H181V61H178ZM230 62H231V60H230ZM235 62H236V61H235ZM38 63H39V62H38ZM71 63H74V62L72 61ZM71 63H70V65H71ZM75 63H76V61H75ZM80 63H81V61H80ZM86 63H87V62H86ZM86 63H84V64L81 63L80 65H81V66H82V65L85 66ZM90 63H91V62H90ZM105 63H107V62H105ZM105 63H104V64H105ZM111 63H112V62H111ZM111 63H110V64H111ZM135 63H136V62H135ZM135 63H134V65H135ZM140 63H141V61H140ZM153 63H154V62H153ZM155 63H156V62H155ZM160 63H161V62H160ZM175 63H176V62H175ZM193 63H194V62H193ZM228 63H229V62H228ZM259 63H260V62H259ZM36 64H37V62H36ZM48 64H49V63H48ZM78 64H79V63H78ZM108 64H109V63H108ZM137 64H139V63H137ZM156 64H157V63H156ZM165 64H166V63H165ZM204 64H205V63H204ZM232 64H233V63H232ZM19 65H20V63H19ZM26 65H27V64H26ZM26 65H25V66H26ZM39 65H40V63H39ZM67 65H68V67H69V64H67ZM80 65H79V66H80ZM92 65H94V64L92 63ZM96 65H97V64H96ZM98 65H99V64H98ZM111 65H112V64H111ZM123 65H125V64H123ZM143 65H145V63H143ZM151 65H152V64H151ZM157 65H158V64H157ZM160 65H161V64H160ZM160 65H159V66H160ZM184 65H185V64H184ZM216 65H217V64H216ZM221 65H222V64H221ZM41 66H43V64H42ZM41 66H39V67H41ZM57 66H58V65H57ZM57 66H56V67H57ZM61 66H62V65H61ZM75 66H77V65H75ZM89 66H90V65H89ZM100 66H102V65H100ZM100 66H98V67H100ZM103 66H104V65H103ZM103 66H102V67H103ZM127 66H128V65H127ZM129 66H130V65H129ZM146 66H147V64H146ZM159 66L157 67V69L160 68ZM182 66H183V65H182ZM241 66H242V64H241ZM244 66H245V65H244ZM250 66H251V65H250ZM255 66H257V65H255ZM19 67H21V65H20ZM19 67H18V68H19ZM30 67H31V66H30ZM30 67L28 66L27 68L30 69ZM39 67H37V68H39ZM43 67H44V66H43ZM58 67H60V66H58ZM68 67H67V68H68ZM72 67H73V66H72ZM72 67H71V70L74 68V67H73V68H72ZM96 67H97V66H96ZM106 67H108V66H106ZM112 67H113V66H112ZM119 67H120V65H119ZM122 67H123V66H122ZM125 67H126V66H125ZM144 67H145V66H144ZM207 67H208V65H207ZM210 67H211V66H210ZM214 67H215V66H214ZM216 67H218V66H216ZM223 67H224V66H223ZM226 67H227V66H226ZM233 67H234V66H233ZM245 67H247V66H245ZM258 67H259V66H258ZM16 68H17V67H16ZM16 68H15V69H16ZM18 68H17V69H18ZM25 68H26V67H25ZM69 68H70V67H69ZM69 68H68V69H69ZM75 68H76V67H75ZM83 68H84V67H83ZM92 68H93V67H92ZM110 68H111V67H110ZM152 68H153V67H152ZM218 68H219V67H218ZM240 68H241V67H240ZM240 68H237V69H235V70H238V69H239L238 71L241 72V69H240ZM251 68H252V67H251ZM15 69H14V70H15ZM68 69H66V70H68ZM76 69H77V68H76ZM79 69H81V68H79ZM103 69H104V68H103ZM105 69H107V68H105ZM119 69H120V68H119ZM153 69H154V68H153ZM155 69H156V66H155ZM221 69H222V68H221ZM242 69H243V71L246 70V69H244V67H243ZM259 69H261V68H259ZM259 69H257V70H259ZM263 69H264V67H263ZM11 70H12V69H11ZM19 70H20V69H19ZM34 70H35V69H34ZM34 70H33V72H34ZM39 70H40V69H39ZM61 70H62V69H61ZM66 70H64V71H66ZM77 70H78V69H77ZM83 70H85V69H83ZM94 70H95V69H94ZM96 70H97V69H96ZM96 70H95V71H96ZM100 70H101V69H100ZM111 70H112V69H111ZM128 70H129V68H128ZM128 70H127V71H128ZM183 70H184V69H183ZM210 70H211V69H210ZM219 70H220V69H219ZM231 70H232V68H231ZM233 70H234V69H233ZM261 70H262V69H261ZM49 71H50V70H49ZM52 71H53V69H52ZM57 71H60V70H57ZM64 71H63V72H64ZM74 71H75V70H74ZM81 71H82V70H81ZM104 71H105V70H104ZM107 71H108V70H107ZM135 71H136V70H135ZM137 71H138V70H137ZM213 71H214V70H213ZM229 71H230V70H229ZM16 72H17V70H16ZM31 72H32V71H31ZM31 72H30V73H31ZM36 72H37V71H36ZM36 72H35V73H36ZM69 72H71V71H69ZM69 72H68V73H69ZM90 72H91V71H90ZM102 72H103V71H102ZM231 72H232V71H231ZM262 72H264V71L262 70ZM75 73H76V72H74V74H75ZM100 73H101V72H99V74H100ZM105 73H106L105 75H107V73L109 74L110 71H108V72L105 71ZM114 73H116V72H114ZM118 73H119V72H117V74H118ZM217 73H218V72H217ZM1 74H2V73H1ZM32 74H33V73H32ZM36 74H37V73H36ZM39 74H41V71H40ZM42 74L44 75V73H42ZM52 74H53V73H52ZM52 74H51V75H52ZM69 74H70V73H69ZM69 74L66 73V75H68V77L70 76ZM77 74H78V73H77ZM81 74H82V73H81ZM94 74H95V72H94ZM119 74H121V72H120ZM133 74L135 75V73H133ZM143 74H144V72H143ZM223 74H224V73H223ZM241 74H242V72H241ZM17 75H18V73H17ZM29 75H30V74H29ZM43 75H41V76L43 77ZM53 75H55V74H53ZM53 75H52V76H53ZM56 75L58 76V74H56ZM60 75H61V74H60ZM71 75H72V73H71ZM79 75H80V74H78V76H79ZM102 75H103V74H102ZM122 75H123V74H122ZM122 75H120V77H122ZM124 75H125V74H124ZM151 75L153 76V74H151ZM154 75H155V74H154ZM201 75H202V74H201ZM220 75H221V74H220ZM257 75H258V74H257ZM31 76H32V75H31ZM36 76H39V75H36ZM36 76H35V77H36ZM41 76H40V77H41ZM47 76H48V75H47ZM49 76H50V75H49ZM49 76H48V78H51V77H49ZM61 76H62V75H61ZM61 76H60V77H61ZM88 76H89V75H88ZM91 76H92V75H91ZM99 76H101V75H99ZM112 76H114V75H112ZM116 76H118V75H116ZM125 76H126V75H125ZM149 76H150V75H149ZM196 76H197V75H196ZM224 76H225V75H224ZM233 76H234V75H233ZM236 76H237V75H235L234 77H231V79L234 80V78H235ZM254 76H255V75H254ZM258 76H259V75H258ZM45 77H46V76H45ZM45 77H44V78H45ZM70 77H71V76H70ZM70 77H69V78H70ZM95 77H97L96 74H95ZM103 77H104V76H103ZM110 77H111V76H110ZM123 77H124V76H123ZM127 77H128V74H127ZM132 77H133V76H132ZM136 77H137V76H136ZM205 77H206V76H205ZM245 77H246V76H245ZM247 77H248V76H247ZM36 78H37V77H36ZM36 78H35V79L33 78L32 81H33V80H36ZM53 78H55V76H54ZM64 78H65V77H64ZM66 78H67V77H66ZM92 78H93V77H92ZM99 78H102V76L99 77ZM114 78H115V77H114ZM118 78H119V77H118ZM130 78H131V77H130ZM196 78H197V77H196ZM222 78H223V77H222ZM241 78H242V76H241ZM14 79H15V78H14ZM14 79H13V80H14ZM38 79H39V78H38ZM60 79H61V78H60ZM90 79H91V78H90ZM94 79H95V78H94ZM94 79H93V80H94ZM96 79H97V78H96ZM96 79H95V80H96ZM105 79H106V78H105ZM105 79H103V80H105ZM115 79H116V78H115ZM119 79H120V78H119ZM153 79H154V78H153ZM168 79H169V78H168ZM168 79H167V80H168ZM216 79H217V78H216ZM224 79H225V78H224ZM228 79H229V77H228ZM39 80L41 81V78H40ZM45 80H46V79H45ZM47 80H49V79H47ZM52 80H53V79H52ZM62 80H63V79H61V81H58V82H57V81L54 79V82H57V84H58L59 82H62ZM79 80H80V79H79ZM99 80H100V79H99ZM128 80H129V79H128ZM167 80H166V81H167ZM204 80H206V79H204ZM212 80H213V79H212ZM220 80H221V79H220ZM232 80H230V81H232ZM241 80H243V79H241ZM37 81H38V80H37ZM40 81H39V82H40ZM89 81H90V80H89ZM97 81H98V80H97ZM101 81H102V80H101ZM101 81H100V82H101ZM110 81L112 82L113 79L110 80ZM114 81H116V80H114ZM114 81H113V82H114ZM117 81H118V80H117ZM138 81H139V80H138ZM141 81H142V80H141ZM149 81H151V79H150ZM163 81H164V80H163ZM228 81H229V80H228ZM44 82L46 83V82H48V81H43V83H44ZM51 82H52V81H51ZM70 82H71V81H70ZM70 82H69V83H70ZM76 82H77V81H76ZM79 82H80V81H79ZM79 82H78V83H79ZM81 82H82V81H81ZM86 82L88 83V80H87ZM91 82H92V81H91ZM93 82H94V81H93ZM93 82H92V83H93ZM104 82H105V81H104ZM111 82L108 81L109 84H110ZM120 82H121V81H120ZM164 82H165V81H164ZM178 82H179V81H178ZM202 82H203V81H202ZM216 82H217V81H216ZM216 82H215V83H216ZM244 82H245V81H244ZM244 82H243V83H244ZM258 82H259V81H258ZM263 82H264V81H263ZM263 82H262V83H263ZM17 83H18V82H17ZM43 83H41V84L39 85V86H41V88H42L43 85H45V83H44V84H43ZM63 83H64V82H63ZM63 83H62L61 85H63ZM69 83H68V84H69ZM71 83L73 84V81H72ZM102 83H103V82H102ZM118 83H119V81H118ZM122 83H123V82H122ZM162 83H163V82H162ZM186 83H187V81H186ZM213 83H214V82H213ZM30 84H31V83H30ZM42 84H43V85H42ZM46 84H47V83H46ZM50 84L52 85V83H50ZM53 84H54V83H53ZM68 84H67V85H68ZM72 84H71V85H72ZM74 84H75V81H74ZM74 84H73V85H74ZM76 84H77V83H76ZM76 84H75V85H76ZM80 84H82V83H80ZM84 84H85V82H84ZM94 84H95V83H94ZM111 84H113V83H111ZM120 84H121V83H120ZM127 84H128V82H127ZM144 84H145V83H144ZM203 84H205V83L203 82ZM18 85H19V84H18ZM31 85H32V84H31ZM61 85H60L59 87H61ZM67 85H66V86H67ZM77 85H78V84H77ZM77 85H76V87H78ZM98 85H100V84H98ZM98 85H97V86H98ZM101 85L103 86V85H105V83H103V84H101ZM128 85H129V84H128ZM128 85H125L126 88H125V86H124V88L127 89ZM147 85H148V83H147ZM197 85H198V84H197ZM228 85H229V84H228ZM64 86H65V85H64ZM81 86H82V85H81ZM83 86H84V88H85V85H83ZM87 86H89V83H88ZM94 86H95V85H94ZM102 86H100V87H102ZM105 86H106V85H105ZM113 86H114V85H113ZM118 86H119V84H118ZM150 86H151V85H150ZM165 86H166V85H165ZM198 86H199V85H198ZM255 86H257V85H255ZM262 86H263V85H262ZM37 87H38V86H37ZM45 87H46V86H45ZM47 87H48V86H47ZM68 87H69V86H68ZM79 87H80V86H79ZM91 87H92V86H91ZM120 87H121V86H120ZM122 87H123V86H122ZM214 87H216V85H215ZM214 87H213V88H214ZM221 87H222V86H221ZM259 87H260V86H259ZM263 87H264V86H263ZM14 88H15V87H14ZM57 88H58V87H57ZM57 88H56V92H59L60 90L58 89L59 91H57ZM64 88H65V87H64ZM72 88H73V87H72ZM81 88H82V90L84 89L83 87H81ZM81 88H79V89H81ZM96 88H98V87H96ZM96 88H95V89H96ZM103 88H104V87H103ZM105 88H106V87H105ZM105 88H104V89H105ZM107 88H108V86H107ZM110 88H112V85H111ZM114 88H116V85H115ZM130 88H131V87H130ZM130 88H129V89H130ZM133 88H134V87H133ZM135 88H136V87H135ZM222 88L225 89L226 86H224V87H222ZM230 88H231V87H230ZM43 89H44V88H43ZM45 89H47V88H45ZM70 89H71V87H70ZM76 89H77V88H76ZM76 89H75V90H76ZM86 89L89 90V89H91V88H86ZM86 89H84V90H86ZM92 89H93V88H92ZM98 89L101 90V88H98ZM98 89H97V90H98ZM104 89H102V90H103V93H104ZM121 89H122V88H121ZM125 89H124V90H125ZM136 89H137V88H136ZM149 89H150V88H149ZM172 89H173V88H172ZM188 89H190V88H188ZM214 89H217V88H214ZM254 89H255V88H254ZM258 89H259V88H258ZM62 90H63L64 93H65V90H67V89H66V88H65V89L62 88ZM62 90H61V93L63 92ZM73 90H74V89H73ZM75 90H74V91H75ZM82 90H81V91H82ZM102 90H101V91H102ZM110 90H111V89H110ZM116 90H117V88H116ZM119 90H120V89H119ZM134 90H135V89H134ZM137 90H138V89H137ZM156 90H157V89H156ZM177 90H179V88H178ZM182 90H183V89H182ZM184 90H186V89H184ZM200 90H201V89H200ZM218 90L220 91L219 88H218ZM221 90H222V89H221ZM237 90H238V89H237ZM261 90H262V89H261ZM12 91H13V90H12ZM14 91H16V90L14 89ZM14 91H13V92H14ZM38 91H39V89H38ZM44 91H47V90H44ZM50 91H51V90H50ZM50 91H49V93H50ZM54 91H55V90H54ZM54 91H53V92H54ZM70 91H71V90H70ZM107 91H108V90H107ZM113 91H114V90H113ZM113 91H112V92H113ZM229 91H230V90H229ZM255 91H256V90H255ZM13 92H12V94H13ZM67 92H68V90H67ZM67 92H66V93H67ZM71 92H72V91H71ZM83 92H84V91H83ZM89 92H91V90H89ZM92 92H93V90H92ZM92 92H91V93H92ZM96 92H97V91H96ZM109 92H111V91H109ZM109 92H106V93H109ZM114 92H115V91H114ZM125 92H126V91H125ZM129 92H130V91H129ZM227 92H228V91H227ZM243 92L245 93L244 96L252 94V90H251V88H248V87H245ZM4 93H5V92H4ZM43 93H44V94L47 93L46 95H48V91H47V92H43ZM54 93H55V92H54ZM61 93H60V94H61ZM69 93H70V92H69ZM81 93H82V92H81ZM84 93H85V92H84ZM84 93H83V97H84V96H85V98L88 97V96H86L87 94L85 95ZM100 93H101V92H100ZM131 93H133V92H131ZM136 93H138V92H136ZM217 93H218V92H217ZM217 93H216V94H217ZM259 93H260V92H259ZM8 94H9V93H8ZM12 94H11V95H12ZM20 94H21V93H20ZM38 94H39V93H38ZM57 94H58V93H57ZM72 94H74V93L72 92ZM76 94H77V93H76ZM79 94H80V93H79ZM79 94H77V95H79ZM88 94L90 95V93H88ZM97 94H98V93H97ZM112 94H113V93H112ZM117 94H118V93H117ZM138 94H139V93H138ZM141 94H142V93H141ZM184 94H185V93H184ZM184 94H183V96H184ZM236 94H237V93H236ZM14 95H15V92H14ZM22 95H23V94H22ZM22 95H19V96L22 97ZM39 95H40V94H39ZM102 95H103V94H102ZM102 95H100V96H102ZM131 95H132V94H131ZM217 95H218V94H217ZM255 95H256V94H255ZM12 96H13V95H12ZM29 96H30V95H29ZM51 96H53L52 93H51ZM51 96H49V97H51ZM109 96H110V94H109ZM109 96H108V97H109ZM124 96H125V95H124ZM132 96H133V95H132ZM170 96H171V95H170ZM176 96H177V95H176ZM181 96H182V95H181ZM181 96L179 95V97H178V96H177V97H178L179 99H181ZM207 96H208V95H207ZM227 96H228V93H227ZM244 96H243V98H244ZM21 97H20V98H21ZM34 97H35V96H34ZM38 97H39V96H38ZM49 97H48V98H49ZM67 97H68V96H66V98H67ZM74 97H75V96H73V98H74ZM83 97H82V98L80 97L81 100L84 99ZM113 97H114V96H113ZM128 97H129V95H128ZM136 97H137V96H136ZM139 97H140V96H139ZM162 97H163V96H162ZM166 97H167V96H166ZM233 97H234V96H233ZM235 97H236V96H235ZM13 98H14V97H11V96L8 97L9 100H11V99H13ZM15 98H19V97H17V95H15ZM15 98H14V100H15ZM30 98H31V97H30ZM46 98H47V97H46ZM48 98H47V99H48ZM130 98H131V97H130ZM134 98H135V96H134ZM134 98H133V99H134ZM224 98H225V97H224ZM50 99H52V98H50ZM68 99H69V98H68ZM74 99H75V98H74ZM74 99H73V100H74ZM76 99H77V97H76ZM76 99H75V101H76ZM96 99H97V98H96ZM108 99H109V98H108ZM117 99H118V98H117ZM128 99H129V98H128ZM161 99H162V98H161ZM179 99H178V100H179ZM248 99H249V98H248ZM14 100H13V101H14ZM16 100H17V99H16ZM16 100H15V102H16ZM66 100H67V99H66ZM81 100H80V101H81ZM87 100H88V99H87ZM120 100H121V99H120ZM142 100H144V99H142ZM164 100H165V99H164ZM225 100H226V99H225ZM237 100H238V99H237ZM237 100H236L234 103H231V105H230V107H229V113L234 114V113H236L237 111H241V112H243L242 114H246V113L250 112L251 109L248 108V106L242 101V100H244V99H242V100H240V101H237ZM106 101H107V100H106ZM111 101H112V100H111ZM167 101H168V100H167ZM169 101H171V100H169ZM223 101H224V100H223ZM253 101H255V100L253 99ZM9 102H12V101H9ZM18 102H20V101H18ZM21 102H22V100H21ZM68 102H70V101H68ZM71 102H72V101H71ZM71 102H70V103H71ZM83 102H84V101H83ZM85 102H86V101H85ZM87 102H88V101H87ZM91 102H92V101H91ZM113 102H114V100H113ZM113 102H109V100L107 101L108 104H109V103H113ZM181 102H182V101H181ZM2 103H3V102L0 101V104H1V105H2ZM61 103H62V102H61ZM70 103H66V105H68V104H70ZM73 103H76V102H73ZM78 103H79V102H78ZM102 103H103V101H102ZM107 103H105V105H107ZM114 103H115V102H114ZM197 103H199V102H197ZM258 103H259V101H258ZM258 103H257V104H258ZM260 103H261V101H260ZM260 103H259V104H260ZM11 104H12V103H11ZM76 104H77V103H76ZM83 104H84V103H83ZM87 104H88V103H87ZM90 104H91V103H90ZM96 104H97V103H96ZM99 104H100V103H99ZM176 104H177V103H176ZM20 105H21V104H20ZM73 105H74V104H73ZM85 105H86V103H85ZM94 105H95V104H94ZM94 105H93V106H94ZM110 105H111V104H110ZM110 105H109V106H110ZM115 105H116V104H115ZM138 105H139V103H138ZM138 105H137V106H138ZM248 105H249V104H248ZM43 106H44V105H43ZM91 106H92V105H91ZM107 106H108V105H107ZM221 106H222V105H221ZM256 106H257V105H256ZM259 106H260V105H259ZM10 107H11V106H10ZM34 107H35V108H34ZM65 107H66V106H65ZM68 107L70 108V105H69ZM86 107H89V106L87 105ZM86 107H85V108H86ZM105 107H106V106H105ZM112 107H113V106H112ZM129 107H130V105H129ZM175 107H176V106H175ZM15 108H16V107H15ZM21 108H22V107H21ZM48 108H49V107H48ZM66 108H67V107H66ZM91 108H93V107H91ZM103 108H104V106H103ZM109 108H111V107H109ZM114 108H115V107H113V109H114ZM125 108H127V107H125ZM125 108H124V109H125ZM220 108H221V107H220ZM12 109H13V108H12ZM12 109H9V110H12ZM17 109H18V108H17ZM35 109H36V106L33 105L32 107L29 108V111L32 113ZM49 109H50V108H49ZM80 109H81V108H80ZM98 109H99V107H98ZM181 109H182V107H181ZM207 109H208V108H207ZM9 110H8V111H9ZM18 110H20V109H18ZM76 110H77V109H76ZM81 110H82V109H81ZM85 110H86V109H84V111H85ZM102 110H103V109H102ZM111 110H112V109H111ZM121 110H122V109H121ZM170 110H171V109H170ZM174 110H175V109H174ZM4 111H5V110H4ZM84 111H83V113H84ZM89 111H90V110H89ZM91 111H92V109H91ZM97 111H98V110H97ZM175 111H176V110H175ZM201 111H202V110H201ZM218 111H219V110H214V111H210V112H209V116H210V117H209V119L207 118L208 122H206V123H207L210 127H212V128H215L216 125L219 124L218 122H219V118H220V117L217 116V115H218ZM12 112H13V111H12ZM12 112H11V113H12ZM16 112H17V111H16ZM21 112H22V111H21ZM71 112H72V111H71ZM79 112H80V110H79ZM143 112H144V111H143ZM176 112H177V111H176ZM198 112H199V111H198ZM206 112H207V114H208V111H206ZM221 112H222V111H221ZM258 112H259V111H258ZM86 113H87V112H86ZM114 113H115V109H114ZM135 113H136V112H135ZM167 113H168V112H167ZM167 113H166V114H167ZM169 113H170V112H169ZM169 113H168V115H169ZM199 113H201V112H199ZM203 113H204V112H203ZM224 113H225V112H224ZM53 114H54V113H53ZM65 114H66V113H65ZM68 114H69V113H68ZM71 114H72V113H71ZM81 114H82V113H81ZM144 114H145V112H144ZM166 114L164 115V118H165ZM207 114H206V115H207ZM220 114H221V113H220ZM8 115H9V114H8ZM73 115H74V114H73ZM87 115H88V114H87ZM123 115H124V114H123ZM131 115H132V114H131ZM137 115H138V114H137ZM170 115H171V114H170ZM170 115H169V116H170ZM206 115H205V116H206ZM224 115H225V114H224ZM240 115H241V114H240ZM19 116H20V115H19ZM21 116H22V115H21ZM104 116H106V115H104ZM125 116H126V115H125ZM129 116H130V115H129ZM129 116H128V117H129ZM145 116H146V115H145ZM145 116H144V117H145ZM172 116H173V115H172ZM172 116H171V117H172ZM228 116H229V115H228ZM247 116H248V115H247ZM247 116H246V118H247ZM249 116H250V115H249ZM16 117H17V116H16ZM66 117H67V115H66ZM93 117H94V116H93ZM119 117H120V116H119ZM119 117H118V118H119ZM122 117H123V116H122ZM130 117H131V116H130ZM189 117H190V116H189ZM191 117H192V116H191ZM229 117H230V116H229ZM237 117H238V115H237ZM54 118H55V117H54ZM58 118H59V117H58ZM58 118H56V119H58ZM88 118H89V117H88ZM109 118H110V117H108V119H109ZM133 118H134V117H133ZM159 118H160V117H159ZM227 118H228V117H227ZM50 119H51V118H50ZM66 119H67V118H66ZM70 119H71V118H70ZM127 119H128V118H127ZM134 119H135V118H134ZM140 119H142V118H140ZM145 119H146V118H145ZM147 119H148V118H147ZM152 119H153V118H152ZM191 119H192V118H191ZM98 120H101V119L99 118ZM117 120H118V119H117ZM131 120H132V119H131ZM137 120H138V122H139V119H136L135 121H137ZM161 120H162V124H163V121H164V120H163L162 118H161ZM161 120H159V121L161 122ZM165 120H167V118H165ZM253 120H254V119H253ZM258 120H259V119H258ZM67 121H71V120H67ZM140 121H141V120H140ZM142 121H144V118L142 119ZM153 121H155V120L153 119L152 122H151L150 124H153ZM156 121H157V119H156ZM156 121H155V122H156ZM233 121H234V120H233ZM20 122H21V121H20ZM20 122H19V123H20ZM23 122H24V121H23ZM104 122H106V120H105ZM129 122H130V120H129ZM129 122H128V123H129ZM147 122H148V121H147ZM165 122H166V121H165ZM200 122H201V121H200ZM24 123H25V122H24ZM41 123H42V122H41ZM93 123H94V122H93ZM117 123H118V122H117ZM133 123H134V122H133ZM133 123H131V124H133ZM234 123H235V122H234ZM73 124H74V123H73ZM76 124H77V123H76ZM88 124H89V123H88ZM94 124H95V123H94ZM94 124H93V125H94ZM139 124H140V123H139ZM220 124H221V123H220ZM235 124H236V123H235ZM3 125H4V124H3ZM30 125H31V124H30ZM49 125H50V124H49ZM51 125H52V124H51ZM60 125H61V124H60ZM60 125H59V126H60ZM77 125H79V124H77ZM82 125H83V124H82ZM86 125H87V124H86ZM91 125H92V123H91ZM116 125H118V124H116ZM121 125H123V124H121ZM124 125H127V123L124 124ZM140 125H141V124H140ZM153 125H154V124H153ZM153 125H152V126H153ZM183 125H184V124H183ZM183 125H182V126H183ZM36 126H37V125H36ZM47 126H48V125H47ZM62 126H63V125H62ZM68 126H69V125H68ZM71 126H72V125H71ZM83 126H84V125H83ZM107 126H108L107 128H109V125H108V124H107ZM131 126H132V125H131ZM2 127H3V126H2ZM63 127H64V126H63ZM66 127H67V126H66ZM78 127H79V126H78ZM78 127H77V129H78ZM88 127H90V125H89ZM92 127H93V126H92ZM97 127H98V124H97ZM112 127H114V126H112ZM136 127H137V126H136ZM148 127H149V125H148ZM148 127H145V128L147 129ZM55 128H56V127H55ZM70 128H71V127H70ZM75 128H76V127H75ZM80 128H83V127H80ZM85 128H86V127H85ZM107 128H106V130H107ZM137 128H138V127H137ZM145 128L142 127V129L140 130V132L143 130V136L140 135L141 137H143V138H141L142 141L144 140V138L146 139V136L144 137V134L146 135V134H147L146 132L149 131V130L147 131ZM23 129H24V128H23ZM25 129H26V128H25ZM43 129H44V128H43ZM52 129H53V127H52ZM58 129H59V128H58ZM94 129H95V127H94ZM97 129H98V128H97ZM99 129H100V128H99ZM116 129L119 130L118 127H116ZM131 129H132V128H131ZM149 129H151V128H149ZM153 129H154V128H153ZM155 129H156V128H155ZM9 130H10V129H9ZM18 130H20V129H18ZM62 130H63V128H62ZM72 130H73V129H72ZM92 130H93V128H92ZM95 130H96V129H95ZM100 130H101V129H100ZM102 130H103V129H102ZM128 130H129V129H128ZM132 130H133V129H132ZM0 131H1V130H0ZM33 131H34V130H33ZM51 131H52V130H51ZM54 131H56V130H53L52 132H54ZM65 131H66V130H65ZM69 131H71V129H70ZM98 131H99V130H98ZM104 131H105V130H104ZM120 131H121V130H120ZM134 131H136V130H134ZM10 132H11V131H10ZM49 132H50V131H49ZM79 132H80V131H79ZM89 132H90V131H89ZM101 132H102V131H101ZM101 132H100V133H101ZM107 132H108V131H107ZM118 132H119V131H118ZM121 132H122V131H121ZM126 132H128V131H126ZM129 132H130V131H129ZM129 132H128V133H129ZM140 132L138 133V136H139ZM181 132H182V131H181ZM1 133H2V132H1ZM11 133H12V132H11ZM28 133H30V132L28 131ZM50 133H51V132H50ZM81 133H82V132H81ZM85 133H86V132H85ZM87 133H88V131H87ZM100 133H99V134H100ZM135 133H136V132H134V134H135ZM177 133H178V132H177ZM51 134H52V133H51ZM99 134H98V135H99ZM101 134H102V133H101ZM116 134H118V133H115V136H116ZM126 134H127V133H126ZM136 134H137V133H136ZM0 135H1V134H0ZM41 135H42V134H41ZM43 135H44V134H43ZM123 135H124V134H123ZM127 135H130V134H127ZM127 135H126V139L128 138ZM147 135H148V134H147ZM16 136H17V135H16ZM36 136H38V134H36ZM111 136H112V135H111ZM111 136H110V137H111ZM113 136H114V135H113ZM134 136H135V135H134ZM140 136L137 137V139L140 138ZM149 136H151V135H149ZM7 137H8V136H7ZM9 137H11V134H10ZM13 137H15V136H13ZM40 137H41V136H40ZM45 137H46V136H44V138H45ZM77 137H78V136H77ZM77 137H76V138H75V137L73 138V139H76V143H77V141H78V140H77ZM86 137H87V134H86ZM110 137H109V138H110ZM123 137H124V136H123ZM15 138H16V137H15ZM28 138H29V137H28ZM28 138H27V139H28ZM30 138H31V136H30ZM30 138H29V139H30ZM67 138H68V137H67V136H64V134H62V131H61V132H57V133H55L54 136L52 135V136L50 137V140H48V142L51 143V142H53V141H57V140H59V139H67ZM88 138H89V137H88ZM114 138L116 139V137H114ZM120 138H121V136H120ZM130 138H131V136L129 137V139H130ZM132 138H133V137H132ZM37 139H38V138H37ZM45 139H46V138H45ZM78 139H79V138H78ZM95 139H96V137H95ZM100 139H101V138H100ZM102 139H103V138H102ZM111 139H112V138H111ZM121 139H123V138H121ZM121 139H120V140H121ZM129 139H128V140H129ZM134 139H135V137H134ZM147 139H148L147 141H150L149 138H147ZM150 139H151V137H150ZM16 140H17V138H16ZM86 140H87V139H86ZM92 140H93V139H92ZM107 140H108V139H107ZM128 140H127V141H128ZM139 140H140V139H139ZM5 141H6V140H5ZM19 141H20V140H19ZM22 141H23V140H22ZM22 141H20V142H22ZM25 141H26V140H25ZM25 141H24V142H25ZM71 141L73 142V140H71ZM71 141H70V142H71ZM94 141H97V139L94 140ZM105 141H106V140H105ZM123 141H126V140H125V137H124V140H123ZM130 141H131V142H134V141H132V139H131ZM137 141H138V140H137ZM137 141H135V143H132L131 145H133V144L135 145ZM63 142H64V141H63ZM63 142H62V144L65 143V142H64V143H63ZM107 142H108V141H107ZM131 142H130V143H131ZM144 142H145V140H144ZM1 143H2V142H1ZM1 143H0V144H1ZM18 143H19V142H18ZM22 143H23V142H22ZM28 143H30V142H28ZM45 143H46V142H45ZM76 143L73 142L74 145H77ZM78 143H79V142H78ZM91 143H92V142H91ZM91 143H90V144H91ZM118 143H120V141L117 142V144H118ZM138 143H139V142H138ZM150 143H153V142H150ZM3 144H4V143H3ZM12 144H13V143H12ZM25 144H27V143H25ZM81 144H83V143H81ZM85 144H86V142H85ZM88 144H89V143H88ZM88 144H86V145H88ZM90 144H89V145H90ZM93 144H94V143H93ZM106 144H107V143H104L103 146H104V145L106 146ZM111 144H112V143H111ZM121 144H123V143L121 142ZM121 144H118V145L121 146ZM140 144L142 145V143H140ZM144 144H146V143H144ZM257 144H258V143H257ZM13 145H14V144H13ZM15 145H16V144H15ZM27 145H28V144H27ZM59 145H60V143H59ZM64 145H66V146L68 145V146H69V143L64 144ZM70 145H71V144H70ZM126 145H128V142H127ZM141 145H140V146H141ZM148 145H149V144H148ZM157 145H159V143H158ZM161 145H162V143L160 144L159 147H161ZM255 145H256V144H255ZM0 146H1V145H0ZM4 146H5V145H4ZM20 146H21V145H20ZM56 146H57V145H56ZM81 146H82V145H80V147H81ZM98 146H100V145H98ZM109 146H110V145H108V147H106V149L109 148ZM124 146H125V145H124ZM9 147H11V146H9ZM12 147H13V146H12ZM12 147H11V149H12ZM57 147H59V148L62 147V148H63V146H61V145H60V146H57ZM122 147H123V145H122ZM128 147H129V146H128ZM131 147H132V146H131ZM135 147L137 148V146H135ZM146 147L148 148L149 146L146 145ZM154 147L156 148V146H152V148H154ZM2 148H3V147H2ZM18 148H19V147H18ZM52 148H53V146L50 147L49 144H44V143H42L41 141L38 140V141H35V142L31 145V147L26 146L25 149H26V152H27V151H28V152L30 151L32 154H36V153L39 154V152L41 153V152H43V151H47V150H51V152H52ZM54 148H55V147H54ZM68 148H69V147H68ZM74 148H75V147L73 146V149H74ZM104 148H105V147H104ZM111 148H112V147H111ZM133 148H134V147H132V149H133ZM162 148H163V147H162ZM252 148H254V147H252ZM257 148H258V147H257ZM257 148L255 147L254 149L257 150ZM70 149H71V148H70ZM84 149H85V148H84ZM84 149H83V150H84ZM137 149H138V148H137ZM139 149H140V148H139ZM139 149H138L137 152L142 151V150H141L142 148H141L140 150H139ZM156 149H158V148H156ZM250 149H251V148H250ZM262 149H263V148H262ZM0 150H1V149H0ZM13 150H14V149H13ZM18 150H19V149H18ZM55 150H58V149H55ZM79 150H80V149H79ZM85 150H86V149H85ZM91 150H92V149H91ZM112 150H113V149H112ZM133 150H135V151H134V153H135V152H136V149H133ZM158 150H159V149H158ZM160 150H161V149H160ZM252 150H253V149H252ZM1 151H2V150H1ZM15 151H16V150H15ZM247 151H248V150H247ZM257 151H258V150H257ZM259 151H261V150L259 149ZM262 151H264V150H262ZM16 152H17V151H16ZM23 152H24V151H23ZM54 152H56V151H54ZM58 152H59V150H58ZM66 152H67V151H66ZM90 152H91V151H90ZM92 152H93V150H92ZM109 152H110V151H109ZM119 152H120V151H119ZM142 152H143V151H142ZM145 152H146V151H145ZM2 153H3V152H2ZM17 153H18V152H17ZM52 153H53V152H52ZM60 153H61V152H60ZM96 153H98V152H96ZM101 153H102V152H101ZM110 153H111V155L113 154L112 152H110ZM122 153H123V152H122ZM122 153H121V154H122ZM129 153H130V152H129ZM143 153H144V152H143ZM147 153H148V152H147ZM244 153H246V152H244ZM249 153H250V151H249ZM252 153H253V152H252ZM260 153H261V152H260ZM260 153H257V154L259 155V157H260ZM0 154H1V153H0ZM8 154H9V153H8ZM8 154H7V156H8ZM23 154H26V153H23ZM28 154H29V153H28ZM53 154H54V153H53ZM65 154H66V153H65ZM65 154H64V155H65ZM84 154H85V153H84ZM84 154L79 155V156H82V158H83ZM88 154H89V153H88ZM94 154H95V153H94ZM119 154H120V153H119ZM140 154H142V153L140 152ZM144 154H145V153H144ZM144 154H142V155H144ZM150 154H151V153H150ZM233 154H234V152H233ZM233 154L231 155V156H232V159H233V158H236V157H235L236 155L233 157ZM235 154H237V153H235ZM239 154H241V153H238L237 155H239ZM263 154H264V153H262V155H263ZM14 155H15V154H14ZM16 155H17V154H16ZM44 155H45V154H44ZM44 155H43V156H44ZM69 155H70V154H69ZM95 155H96V154H95ZM104 155H105V154H104ZM131 155H132V154H131ZM131 155H129V156L132 157ZM148 155H149V154H148ZM151 155H152V154H151ZM217 155H218V153H217ZM243 155H244V154H243ZM7 156H6V157H7ZM12 156H13V155H12ZM17 156H18V155H17ZM43 156H39L38 159H39L40 157H43ZM70 156H71V155H70ZM79 156H77V157H79ZM108 156H109V155H108ZM225 156H226V155H225ZM239 156H240V155H239ZM44 157H46V156H44ZM44 157H43V158H44ZM92 157H93V156H92ZM94 157H95V156H94ZM106 157H107V156H106ZM130 157H129V158H130ZM143 157L145 158L146 156H142V158H143ZM227 157H228V155H227ZM237 157H238V156H237ZM243 157H244V156H243ZM246 157H247V156H246ZM257 157H258V156H257ZM259 157L256 159V158H255V155H254V158H255L257 161H258V160H261V158L259 159ZM31 158H32V157H31ZM55 158H56V157H55ZM65 158H66V156H65ZM67 158H68V157H67ZM67 158H66V159H67ZM69 158H70V157H69ZM71 158H72V157H71ZM79 158H80V157H79ZM85 158H86V157H85ZM87 158H88V157H87ZM109 158H111V157H109ZM132 158H133V157H132ZM132 158H131V159H132ZM144 158H143V159H144ZM221 158H222V157H221ZM224 158H225V157H224ZM244 158H245V157H244ZM252 158H253V157H252ZM262 158H264V157L262 156ZM19 159H20V158H19ZM33 159H34V158H33ZM46 159H47V158H46ZM49 159H50V158H49ZM61 159H62V158H61ZM76 159H77V158H76ZM113 159H114V158H113ZM116 159L118 160V158H116ZM140 159H141V157H140ZM140 159H139V160H140ZM216 159H217V157H216ZM222 159H223V158H222ZM43 160H44V159H43ZM53 160H54V159H53ZM59 160H60V158H59ZM72 160H73V159H72ZM100 160H101V159H100ZM127 160H130V159H128V157H127ZM132 160H133V159H132ZM139 160H138V161H139ZM141 160H142V159H141ZM144 160H145V159H144ZM210 160H212V159H209L208 161H210ZM214 160H215V159H214ZM214 160H212V161L214 162ZM244 160H245V159H244ZM249 160H250V159H249ZM16 161H18V160H16ZM16 161H12V162H16ZM88 161H89V160H88ZM88 161H87V162H88ZM91 161H92V159H91ZM101 161H102V164L105 163V162L103 163V160H101ZM114 161H115V160H114ZM206 161H207V160H206ZM215 161H216V160H215ZM218 161L220 162V160H218ZM238 161H239V160H238ZM241 161H242V159H241ZM252 161H253V160H252ZM4 162L6 163L7 161H4ZM44 162H45V161H44ZM53 162H54V161H53ZM63 162H64V161H63ZM63 162H61V163H63ZM68 162H71V161H68ZM75 162H77V161L74 160V163H75ZM93 162H94V161H93ZM107 162H108V161H107ZM107 162H106V163H107ZM124 162H125V160H124ZM145 162H146V160H145ZM5 163H3V164H5ZM9 163H10V162H9ZM9 163H8V165H10ZM42 163H43V162H42ZM45 163H49V162L46 161ZM51 163H52V162H50V164H51ZM56 163L59 164L60 162H59V161H56L55 163H52V164H56ZM61 163H60V164H61ZM85 163H86V162H85ZM85 163H84V164H85ZM90 163H91V162H90ZM97 163H98V162H97ZM108 163H109V162H108ZM238 163H240V162H238ZM6 164H7V163H6ZM52 164H51V165H52ZM60 164H59V165H60ZM122 164H123V163H122ZM145 164H146V163H145ZM145 164H144V165H145ZM147 164H148V163H147ZM147 164H146V165H147ZM258 164H259V163H258ZM260 164H261V162H260ZM8 165H6V167H7ZM35 165H36V163H34V166H35ZM51 165H49V167H50ZM56 165H57V164H56ZM59 165H58V166H59ZM74 165H75V164H74ZM114 165H115V164H114ZM244 165H245V164H243V166H244ZM22 166H23V165H22ZM42 166H45V165H42ZM106 166H107V165H106ZM204 166H205V165H204ZM243 166H241V167H243ZM246 166H247V165H246ZM252 166L254 167L253 164H252ZM261 166H262V164H261ZM11 167H12V166H11ZM14 167H15V165H14ZM14 167H13V168H14ZM20 167H21V166H20ZM35 167H36V166H35ZM47 167H48V166H47ZM70 167H71V166H70ZM74 167H75V166H74ZM109 167H110V166H109ZM142 167H143V166H142ZM205 167H206V166H205ZM212 167H215V165H213ZM223 167H224V166H223ZM2 168H4V167H2ZM26 168H28V167H26ZM29 168H30V167H29ZM33 168H34V167H33ZM41 168H42V167H41ZM44 168H45V167H44ZM68 168H69V167H68ZM72 168H73V167H72ZM82 168H83V167H82ZM125 168H126V167H125ZM245 168H246V167H245ZM250 168H251V167H250ZM0 169H1V168H0ZM7 169L9 170V167H8ZM14 169H15V168H14ZM34 169H35V168H34ZM117 169H118V168H117ZM141 169H142V173H143V168H141ZM144 169H145V167H144ZM228 169H229V168H228ZM228 169H227V170H228ZM5 170H6V169H5ZM5 170H4V171H5ZM11 170H12V169H11ZM11 170H10V171H11ZM39 170H40V169H39ZM84 170H85V169H84ZM98 170H99V169H98ZM217 170H218V169H217ZM10 171H9V172H10ZM27 171H28V170H27ZM75 171H76V170H75ZM75 171H74V172H75ZM92 171H93V170H92ZM111 171H112V170H111ZM139 171H140V169H139ZM198 171L201 172V169H199ZM212 171H213V170H212ZM229 171L231 172V170H229ZM251 171H253V168H251ZM11 172H12V171H11ZM21 172H22V171H21ZM25 172H26V171H25ZM50 172H51V171H50ZM57 172H58V171H57ZM57 172H56V173H57ZM218 172H219V171H218ZM248 172H249V171H248ZM27 173H29V171H28ZM47 173H48V172H47ZM58 173H59V172H58ZM58 173H57V174H58ZM62 173H63V172H62ZM62 173H61V176H62ZM66 173H67V172H66ZM96 173H97V172H96ZM133 173H134V172H133ZM138 173H139V172H138ZM138 173H137V175H138ZM226 173H227V172H226ZM243 173H244V171H243ZM243 173H241L240 175L242 176ZM251 173H252V172H251ZM253 173H254V172H253ZM2 174H3V172H2ZM11 174H12V173H11ZM13 174H14V173H13ZM13 174H12V175H13ZM15 174H17V173H15ZM15 174H14L13 176H15ZM20 174H21V173H20ZM25 174H26V173H25ZM40 174H41V173H40ZM43 174H44V173H43ZM49 174H50V173H49ZM57 174H56V175H57ZM83 174H84V173H83ZM92 174H93V173H92ZM101 174H102V173H101ZM228 174H229V173H228ZM235 174H236V172H235ZM237 174L239 175V173H237ZM22 175H23V174H22ZM22 175H21V176H22ZM44 175H45V174H44ZM44 175H43V176H44ZM47 175H48V174H47ZM51 175H53V173H52ZM59 175H60V173H59ZM63 175H64V174H63ZM68 175H69V174H68ZM97 175H98V174H97ZM97 175H95V176H97ZM245 175H246V174H245ZM16 176H17V175H16ZM26 176H27V175H26ZM75 176H76V174H75ZM80 176H81V175H80ZM99 176H102V175L99 174ZM103 176H106V175L104 174ZM103 176H102V177H103ZM175 176H179V175L177 174V175H175ZM216 176H217V174H216ZM235 176H236V175H235ZM243 176H244V175H243ZM247 176H248V175H247ZM252 176H253V175H252ZM38 177H41V178H42V175H41V176H38ZM59 177H60V176H59ZM67 177H68V176H67ZM69 177H70V176H69ZM69 177H68V178H69ZM72 177H73V175H72ZM93 177H94V176H93ZM120 177H122V176L120 175ZM136 177H137V176H136ZM201 177H202V176H201ZM201 177H200V178H201ZM253 177H254V176H253ZM255 177H256V176H255ZM255 177H254L253 180H255ZM258 177H259V176H258ZM258 177H257V178H258ZM22 178H25L24 175H23ZM30 178H31V176H30ZM44 178H45V177H44ZM56 178H57V176H56ZM60 178H62V177H60ZM110 178H111V177H110ZM110 178H109V179H110ZM124 178H126V177L124 176ZM127 178H128V176H127ZM139 178H140V176H139ZM177 178H178V177H177ZM184 178H185V177H183L182 179H184ZM193 178H194V177H193ZM214 178H215V177H214ZM231 178H233V176H232ZM237 178H238V177H237ZM162 179H163V178H162ZM245 179H246V178H245ZM11 180H12V179H11ZM23 180H24V179H23ZM25 180H27V177H26ZM31 180H32V179H31ZM31 180H29V181H31ZM66 180H67V179H66ZM107 180H108V179H107ZM141 180H143V179H141ZM195 180H196V179H195ZM234 180H236V179H234ZM250 180H251V178H250ZM2 181H4V179H3ZM38 181H39V180H38ZM38 181H37V182H38ZM47 181H48V180H47ZM79 181H80V180H79ZM102 181H103V180H102ZM122 181H123V180H122ZM202 181H204V183H205V179H204V180H201V179H200L199 181L196 180L197 183H196V187H195V188L201 190V189H202L201 187H204V186H202V185H203V184L201 183ZM210 181H211V180H210ZM12 182H13V181H12ZM12 182H11V183H12ZM33 182H34V181H33ZM39 182H40V181H39ZM113 182H114V181H113ZM141 182H143V181H141ZM162 182H163V181H162ZM214 182H215V181H214ZM214 182H212V183H214ZM242 182H243V181H242V179H241V183H242ZM250 182H251V181H250ZM250 182H249V183H250ZM13 183H14V182H13ZM34 183H35V182H34ZM51 183H52V182H51ZM75 183H76V182H75ZM105 183H106V182H105ZM107 183H108V182H107ZM126 183H127V182H126ZM176 183H177V182H176ZM178 183H179V182H178ZM212 183H211V185H212ZM235 183H236V182H235ZM241 183H240V184H241ZM21 184H22V183H21ZM38 184H40V183H38ZM49 184H50V183H49ZM220 184H222V183H220ZM227 184H229V183H227ZM227 184H225V185L227 186ZM237 184H238V183H237ZM247 184H248V183H247ZM6 185H8V184H6ZM25 185L28 186L29 184H26V183H25ZM83 185H84V184H83ZM137 185H138V184H137ZM143 185H144V184H143ZM211 185H208V184H207L208 188H207V187H206V188L209 189V186H211ZM232 185L234 186V183H232ZM0 186H1V185H0ZM17 186H18V185H17ZM17 186H16V187H17ZM29 186H30V185H29ZM34 186H35V185H34ZM38 186H40V185H38ZM38 186H37V187H38ZM49 186H50V185H49ZM56 186H57V185H56ZM90 186H91V184H90ZM117 186H118V185H117ZM121 186H122V185H121ZM139 186H140V185H139ZM139 186H138V187H139ZM191 186H192V185H191ZM205 186H206V185H205ZM229 186H231V185H229ZM233 186H232V187H233ZM235 186H236V185H235ZM247 186H248V185H247ZM13 187H14V186H13ZM16 187H15V188H16ZM19 187H20V186H19ZM19 187H18V188H19ZM23 187H24V186H23ZM30 187H33V186L31 185ZM41 187H42V186H40V187H38V188H41ZM118 187H120V186H118ZM141 187H142V186H141ZM141 187H140V188H141ZM185 187H186V186H185ZM222 187H223V186H222ZM232 187H230V189H231ZM251 187H252V186H251ZM256 187H258V186H256ZM7 188H8V187H7ZM44 188H45V186H44ZM50 188H51V186H50ZM65 188H66V187H65ZM78 188H79V187H78ZM84 188H85V187H84ZM86 188H87V187H86ZM89 188H90V187H89ZM155 188H156V187H155ZM206 188H205V189H206ZM212 188H213V187H212ZM226 188H227V187H226ZM226 188H225V189H226ZM254 188H255V187H254ZM254 188H253V189H254ZM5 189H6V188H5ZM13 189H14V188H13ZM13 189H12V190H13ZM52 189H54V188H52ZM142 189L145 190L144 187H143ZM142 189H141V190H142ZM221 189H222V188H221ZM237 189H238V188H237ZM257 189H258V188H257ZM37 190H39V189H37ZM57 190L59 191V189H57ZM60 190H61V189H60ZM77 190H78V189H77ZM85 190H86V189H85ZM89 190H90V189H89ZM105 190H106V189H105ZM153 190H154V189H153ZM153 190H152V191H153ZM158 190H159V189H158ZM160 190H161V196H163V198H166V200H167V199H170L169 201H172V202L175 203V204H178V202L183 201V202L185 203V206H186V203H187V202H188V204L192 205L193 202H191V201H189V200L193 199V197L195 196V195L193 196V195L190 194V193H189V194L187 193V194H188V195H187L185 192H180L179 190H178L179 192H176V190L171 189V188H167V189H166V188L163 187V184L160 186ZM255 190H256V189H255ZM0 191L2 192V190H0ZM25 191H26V188H25ZM25 191H23V192H25ZM53 191H55V190H53ZM154 191H155V190H154ZM201 191H202V190H201ZM229 191H230V190H229ZM229 191H226V192H229ZM231 191H233V189H231ZM231 191L229 192L230 194H231ZM238 191H239V190H238ZM241 191L243 192V190H241ZM241 191H239V192L243 195L244 192L242 193ZM250 191H251V190H250ZM23 192H22V193H23ZM27 192H28V191H27ZM27 192H25V193H27ZM71 192L73 193V190H72ZM79 192H80V191H79ZM96 192H97V191H96ZM149 192H150V190H149ZM202 192H203V191H202ZM221 192H223V189H222ZM226 192H225V193H226ZM254 192H255V193H253V192L251 193V192H250L249 195H250V194H255V195H256L257 192H256V191H254ZM22 193H21V194H22ZM36 193H37V192H36ZM47 193H48V192H47ZM90 193H91V192H90ZM94 193H95V192H94ZM121 193H122V192H121ZM155 193H156V192H155ZM196 193H197V192H196ZM199 193H200V192H199ZM206 193H207V192H206ZM206 193H205V194H206ZM229 193H228V194H229ZM233 193H234V191H233ZM233 193H232V194H233ZM260 193H261V191H260ZM8 194H10V193H8ZM23 194H24V193H23ZM28 194H29V192H28ZM39 194H40V193H39ZM44 194H45V193H44ZM82 194H83V193H82ZM153 194H154V193H153ZM226 194H227V193H226ZM245 194L247 195L248 193H245ZM13 195H14V194H13ZM93 195H94V194H93ZM95 195H97V194H95ZM146 195H147V194H146ZM151 195H152V193H151ZM189 195H190V196H189ZM203 195H204V194H203ZM238 195H239V194H238ZM8 196H9V195H8ZM8 196H7V197H8ZM30 196H31V194H30ZM48 196H49V195H48ZM48 196H47L46 198H48ZM79 196H80V195H79ZM79 196H78V197H79ZM107 196H108V195H107ZM139 196H140V195H139ZM139 196H138V197H139ZM143 196H144V195H143ZM201 196H202V194H201ZM222 196H223V195H222ZM226 196H228V195H226ZM235 196H236V195H235ZM244 196H245V195H244ZM49 197H53V198H54V194H53L52 196L50 195ZM56 197H57V194H56ZM65 197H66V196H65ZM71 197H72V196H71ZM78 197H76V199H77ZM83 197H84V196H83ZM86 197H87V196H86ZM108 197H109V196H108ZM182 197H183V198H182ZM224 197H225V196H224ZM251 197H252V196H251ZM256 197H257V195H256ZM60 198H61V197H60ZM123 198H124V197H123ZM140 198H141V197H140ZM199 198H200V197H199ZM222 198H223V197H222ZM229 198H230V197H229ZM10 199H11V198H10ZM13 199H14V198H13ZM28 199H29V198H28ZM28 199H27V200H28ZM43 199H44V198H43ZM64 199H65V198H64ZM86 199H87V198H86ZM138 199H139V198H138ZM156 199H157V197H156ZM210 199H211V198H210ZM236 199H237V197H236ZM11 200H12V199H11ZM40 200H41V199H40ZM66 200H67V199H66ZM84 200H85V199H84ZM97 200H98V199H97ZM109 200H110V199H109ZM131 200H133V199H131ZM205 200H206V199H205ZM239 200H240V199H239ZM253 200H254V199H253ZM259 200H260V199H259ZM9 201H10V200H9ZM12 201H13V200H12ZM41 201H42V200H41ZM67 201H68V200H67ZM69 201H70V200H69ZM78 201H79V200H78ZM82 201H83V200H82ZM85 201H86V200H85ZM110 201H111V200H110ZM160 201H161V200H160ZM199 201H200V200H199ZM201 201H202V199H201ZM221 201H222V200H221ZM46 202H49V201H46ZM144 202H146V201H144ZM172 202H171V203H172ZM194 202H195V200H194ZM214 202H215V201H214ZM233 202H234V201H233ZM237 202H239V201L237 200ZM241 202H242V201H241ZM241 202H240V204H241ZM63 203H64V201H63ZM63 203H62V204H63ZM66 203H67V202H66ZM99 203H100V202H99ZM133 203H135V201H134ZM152 203H153V202H152ZM154 203H155V201H154ZM161 203H162V202H161ZM165 203H166V202H165ZM165 203H163V204H165ZM195 203H196V202H195ZM195 203H194V204H195ZM197 203H198V202H197ZM235 203H236V202H235ZM38 204H39V203H38ZM38 204H37V206H38ZM53 204L56 205V203H54V202H53ZM71 204H72V202H71ZM71 204H70V205H71ZM97 204H98V203H97ZM97 204H96V205H97ZM100 204H101V203H100ZM156 204H158V203H155V205H156ZM175 204H174V205H175ZM199 204H200V203H199ZM208 204H209V203H208ZM213 204H214V203H213ZM213 204L211 205V208L213 207ZM219 204H220V203H219ZM244 204H245V203H244ZM248 204H249V203H248ZM47 205H48V204H47ZM155 205H154V206H155ZM181 205H182V204H181ZM183 205H184V204H183ZM183 205H182V207H183ZM197 205H198V204H197ZM204 205H205V204H204ZM220 205H221V204H220ZM249 205H250V204H249ZM255 205H256V204H254V205H252V206H255ZM1 206H3V205H1ZM7 206H9V205H7ZM23 206H24V205H23ZM88 206H89V205H88ZM88 206H87L86 208H89ZM99 206H100V205H99ZM125 206H126V205H125ZM154 206L151 205V206H145V207H143V208H140V211H141V213H142V215H143V216H142V220H144L146 223H148V227L151 228V229H153V231H158V232H157V235H158L160 232H162L163 230L166 231V233H167V226H165V225H161L160 222L158 221L159 216H160V215H163V214H162V213L159 214L158 211L156 210V208H155ZM207 206H208V205H207ZM214 206H215V205H214ZM234 206H237V205H234ZM240 206H241V205H240ZM243 206H244V205H243ZM259 206H260V203H259ZM15 207H16V206H15ZM29 207H30V206H29ZM39 207H40V206H39ZM50 207H51V206H49V208H50ZM57 207H58V205H57ZM57 207H56V209H57ZM59 207H60V206H59ZM62 207H63V206H62ZM81 207H82V206H81ZM116 207H117V206H116ZM158 207H159V206H158ZM191 207H192V206H191ZM209 207H210V206H209ZM230 207H231V209H232V206H230ZM13 208H14V207H13ZM98 208H99V207H98ZM171 208H172V207H171ZM173 208H174V207H173ZM173 208H172V209H173ZM176 208H177V207H176V205H175V208H174V209L176 210ZM206 208H207V207H206ZM250 208H252V207H250ZM0 209H1V207H0ZM10 209H11V208H10ZM39 209H40V208H39ZM72 209H73V208H72ZM114 209H115V208H114ZM116 209H117V208H116ZM172 209H169V210H172ZM201 209H203V208L201 207ZM209 209H210V208H209ZM248 209H249V208H248ZM248 209H247V210H248ZM11 210H12V209H11ZM47 210H50V209H47ZM47 210H46V211H47ZM53 210H54V209H53ZM78 210H79V209H78ZM90 210H92V209L90 208ZM136 210H137V208H136ZM169 210L166 209V212L168 213ZM175 210H172V211H174L175 213L180 214V212H178V209H177V211H175ZM180 210H181V209H180ZM185 210H186V209H185ZM185 210H184V212H185ZM189 210H190V209H189ZM204 210H205V209H204ZM247 210H245L244 212H247ZM256 210H257V209H256ZM1 211H2V210H1ZM5 211H6V210H5ZM7 211H8V210H7ZM46 211H44V212H46ZM51 211H52V210H51ZM83 211H85V210H83ZM88 211H89V210H88ZM88 211H87V213L90 214L91 211H89L90 213H89ZM137 211H138V210H137ZM164 211H165V210H164ZM9 212H10V211H9ZM85 212H86V211H85ZM130 212H131V210H130ZM138 212H139V211H138ZM166 212H164L165 215H163V216H168V215L166 214ZM169 212H171V211H169ZM174 212H173V213H174ZM181 212H182V211H181ZM187 212H188V214L190 213L189 211H187ZM234 212H235V211L233 210V214H234ZM236 212H238V211H236ZM248 212H249V211H248ZM259 212L262 213L261 210L255 212V213L258 214ZM62 213H63V212H62ZM72 213H73V212H72ZM99 213H100V212H99ZM101 213H102V212H101ZM101 213H100V214H101ZM175 213L172 214V212H171V214H172L173 216L175 215ZM182 213H183V212H182ZM182 213H181V214H182ZM185 213H186V212H185ZM193 213H194V212H192L191 214H193ZM218 213H220V212L218 211ZM218 213H217V214H218ZM260 213H259V214H260ZM6 214H7V213H6ZM16 214H17V213H16ZM41 214H42V213H41ZM43 214H44V213H43ZM46 214H47V213H46ZM57 214H59V213H57ZM88 214H86V215H88ZM107 214H108V212H107ZM119 214H121V213H119ZM158 214H159V215H158ZM169 214H170V213H169ZM191 214H190V215H191ZM200 214H201V210L198 212V215H197V216H199ZM7 215H8V214H7ZM21 215H22V213H21ZM21 215H20V216H21ZM39 215H40V214H39ZM54 215H55V214H54ZM172 215H171V216H172ZM184 215H185V214H184ZM225 215H226V214H225ZM228 215H229V214H228ZM2 216H3V214H2ZM74 216H75V215H74ZM76 216H77V215H76ZM76 216H75V217H76ZM90 216H91V215H90ZM107 216H108V215H107ZM139 216H140V215H139ZM171 216L169 215L168 217H171ZM186 216L188 217V215H186ZM217 216H218V215H217ZM237 216H238V215H237ZM253 216H254V215H253ZM41 217H42V215H41ZM83 217H84V216H83ZM104 217H105V216H104ZM175 217H177V216H175ZM219 217H220V216H219ZM233 217H234V216H233ZM38 218H40V217H38ZM47 218H48V217H47ZM87 218H88V216H87ZM199 218H200V217H199ZM252 218H253V217H251V219H252ZM257 218H258V217H257ZM14 219H15V218H14ZM35 219H36V218H35ZM41 219L43 220L44 217L41 218ZM90 219H91V218H90ZM94 219H95V218H94ZM101 219H102V218H101ZM103 219H104V218H103ZM179 219H180V218H179ZM192 219H193V218H192ZM220 219H221V217H220ZM254 219H255V218H254ZM258 219L260 220V217H259ZM92 220H93V219H92ZM138 220H139V219H138ZM173 220H174V219H173ZM177 220H178V219H177ZM211 220H212V219H211ZM221 220H222V219H221ZM249 220H250V219H249ZM252 220H253V219H252ZM8 221H9V220H8ZM37 221H38V220H37ZM134 221H135V220H134ZM136 221H137V220H136ZM166 221L168 222V220H166ZM185 221H186V220H185ZM191 221H192V220H191ZM191 221H190V222H191ZM195 221H196V220H195ZM195 221H194V222H195ZM199 221H200V220H199ZM217 221H218V220H217ZM227 221H229V220H227ZM1 222H2V221H1ZM1 222H0V223H1ZM3 222H4V221H3ZM15 222H16V221H15ZM52 222H54V221H52ZM52 222H50V223H52ZM107 222H108V221H107ZM116 222H117V221H116ZM121 222H123V221H121ZM121 222H120V225H121ZM171 222H172V220H171ZM186 222H187V221H186ZM190 222H189V223H190ZM196 222H197V221H196ZM213 222H214V221H213ZM237 222H238V221H237ZM250 222H251V220H250ZM259 222H260V221H259ZM5 223H7V222L5 221ZM5 223H4V224H5ZM48 223H49V222H48ZM48 223H47V225L49 226L50 223H49V224H48ZM55 223H56V222H55ZM117 223L119 224V221H118ZM134 223H135V222H134ZM134 223H133V224H134ZM168 223H169V222H168ZM187 223H188V222H187ZM197 223H198V222H197ZM208 223H209V222H208ZM210 223H212V222H210ZM221 223H222V222H221ZM230 223H231V222H230ZM240 223H242V221H241ZM253 223L255 224V223H256V220H255L254 222H252V224H253ZM2 224H3V223H2ZM2 224H1V225H2ZM97 224H98V223H97ZM124 224H125V223H124ZM124 224H123V225H124ZM133 224H130V225H133ZM142 224L144 225L145 223H142ZM222 224H223V223H222ZM224 224H225V221H224ZM243 224H244V223H243ZM247 224H248V223H247ZM256 224H258V222H257ZM256 224H255V225H256ZM7 225H8V224H7ZM73 225H74V224H73ZM134 225H136V224H134ZM174 225H177V224H174ZM174 225L172 224V226H174ZM179 225H180V224H179ZM182 225H183V224H182ZM184 225H185V224H184ZM184 225H183V228H184ZM210 225H211V224H210ZM212 225H213V224H212ZM212 225H211V226H212ZM218 225H219V224H218ZM238 225H239V224H238ZM8 226H9V225H8ZM16 226H17V225H16ZM53 226H54V225H53ZM55 226H56V225H55ZM102 226L104 227V225H102ZM110 226H111V225H110ZM121 226H122V225H121ZM144 226H145V225H144ZM207 226H208V225H207ZM248 226H249V225H248ZM31 227H32V226H31ZM39 227H40V226H39ZM51 227H52V226H50V228H51ZM103 227H102V228H103ZM122 227H123V226H122ZM140 227H141V226H140ZM205 227H206V226H205ZM227 227H228V226H227ZM231 227H234V226H231ZM236 227H237V226H236ZM250 227H251V226H250ZM250 227H249V228H250ZM252 227H253V226H252ZM258 227H259V225H258ZM9 228H10V227H9ZM19 228H20V227H19ZM25 228H26V227H24L23 229H25ZM52 228H53V227H52ZM56 228H57V227H56ZM66 228H67V227H66ZM66 228H65V229H66ZM71 228H72V227H71ZM104 228H105V227H104ZM132 228H133V227H132ZM132 228H131V231H133ZM135 228H136V227H135ZM142 228H143V227H142ZM180 228H181V227H180ZM234 228H235V227H234ZM255 228H256V226H255ZM4 229H5V228H4ZM12 229H13V228H12ZM35 229H36V228H35ZM54 229H55V227H54ZM80 229H81V228H80ZM96 229H97V228H96ZM133 229H134V228H133ZM174 229H175V227H174ZM176 229H177V228H176ZM196 229H197V228H196ZM208 229H209V228H208ZM213 229H214V227H213ZM213 229H212V230H213ZM224 229H225V228H224ZM51 230H52V229H51ZM66 230H67V229H66ZM82 230H83V228H82ZM85 230H86V229H85V227H84V230H83V231H85ZM87 230H88V229H87ZM99 230H100V228H99ZM99 230H97V231L99 232ZM106 230H107V229H106ZM127 230H128V229H127ZM135 230H136V229H135ZM159 230H160V232H159ZM255 230H257V228H256ZM7 231H8V230H7ZM52 231H53V230H52ZM64 231H65V230H64ZM83 231H82V234H83ZM89 231H90V230H89ZM92 231H93V230H92ZM107 231H108V230H107ZM111 231H112V230H111ZM123 231H124V230H123ZM129 231H130V230H129ZM200 231H201V230H200ZM207 231H208V230H207ZM210 231H211V230H210ZM220 231H221V230H220ZM230 231H232V230H230ZM251 231H253V230H251ZM5 232H6V231H5ZM53 232H54V231H53ZM60 232H61V231H60ZM104 232H105V231H104ZM173 232H174V230H173ZM183 232H184V231H183ZM183 232H182V233H183ZM215 232H216V230H215ZM215 232H214V233H215ZM223 232H224V231H223ZM226 232H227V231H226ZM247 232H248V231H247ZM254 232H255V231H254ZM257 232H259V231H257ZM9 233H10V232H9ZM23 233H24V232H22V234H23ZM61 233H62V232H61ZM72 233L74 234V232H72ZM72 233H71L70 235H68V232H67V235H66V236H69V237H70L71 235L73 236ZM79 233H80V232H79ZM90 233H91V232H90ZM135 233H136V232H135ZM152 233H153V232H152ZM198 233H199V232H198ZM212 233H213V232H212ZM0 234H1V233H0ZM4 234H5V233H4ZM20 234H21V233H20ZM20 234H19V235H20ZM53 234L57 235L56 232L53 233ZM62 234H64V233H62ZM65 234H66V232H65ZM82 234H81V236H82ZM125 234H126V233H125ZM131 234H132V233H131ZM160 234H161V233H160ZM160 234H159V236H161ZM183 234H185V233H183ZM208 234H209V233H208ZM208 234H207V235H208ZM215 234H216V233H215ZM221 234H222V233H221ZM243 234H244V233H243ZM5 235H6V234H5ZM19 235L17 236L18 238L20 237ZM55 235H54V236H55ZM75 235H76V234H75ZM78 235L80 236V234H78ZM83 235H85V234H83ZM127 235H129V234H127ZM155 235H156V234H155ZM172 235H173V234H172ZM188 235H191V234H188ZM246 235H247V233H246ZM249 235H250V234H249ZM21 236H23V235H21ZM33 236H34V235H33ZM35 236H36V237H35V239H36V238H37V235L35 234ZM59 236H60V235H59ZM72 236H71L70 238H72ZM76 236H77V235H76ZM79 236H78V238H79ZM86 236H88V235H86ZM130 236H132V235H130ZM210 236H211V235H210ZM219 236H220V235H219ZM223 236H225V235H223ZM247 236H248V235H247ZM39 237H40V236H39ZM55 237H56V236H55ZM89 237H91V236H89ZM161 237H163V235H162ZM169 237L173 238L174 236L172 237L171 234H170ZM169 237H168V238H169ZM184 237H187V236L184 235ZM190 237H191V236H190ZM208 237H209V236H208ZM208 237H207V238H208ZM4 238H5V237H4ZM22 238H23V237H22ZM43 238H44V237H43ZM46 238H47V237H46ZM73 238H75V237H73ZM129 238H130V237H129ZM179 238H180V237H179ZM182 238H183V237H182ZM182 238H181V239H182ZM199 238H200V235H199ZM210 238H212V237H210ZM225 238H226V236H225ZM225 238H224V239H225ZM1 239H2V238H1ZM15 239H16V238H15ZM19 239H20V238H19ZM32 239H34V238H32ZM35 239H34V243H37V242H38L37 240H38L39 238L36 240L37 242H35ZM79 239H81V238H79ZM135 239H136V238H135ZM148 239H150V238H148ZM194 239H195V238H194ZM214 239H215V238H214ZM226 239H227V238H226ZM255 239H257V238H255ZM255 239H254V240H255ZM258 239H259V238H258ZM60 240H61V239H60ZM72 240H73V239H72ZM87 240L89 241V239H87ZM150 240H151V239H150ZM200 240H201V238H200ZM30 241H31V240H30ZM67 241H68V240H67ZM70 241H71V240H70ZM133 241H134V240H133ZM183 241H184V240H183ZM52 242H53V241H52ZM63 242H65V240H64ZM96 242H98V240H97ZM127 242H128V241L126 240L125 243H127ZM131 242H132V240H131ZM179 242H180V241H179ZM179 242H178V243H179ZM19 243H20V242H19ZM31 243H32V242H30V244H31ZM34 243H32V244H34ZM41 243H42V242H41ZM47 243H48V242H47ZM58 243H60V242H58ZM70 243H71V242H70ZM99 243H100V241H99ZM249 243H250V242H249ZM3 244H4V243H3ZM3 244H1V245H3ZM5 244H6V243H5ZM9 244H10V241H9ZM30 244H28V245H30ZM43 244H44V243H43ZM60 244H61V243H60ZM68 244H69V243H68ZM71 244H73V243H71ZM101 244H102V243H101ZM13 245H14V244H13ZM36 245H37V244H36ZM50 245H51V242H50L49 246H50ZM97 245H98V244H97ZM131 245H132V244H131ZM180 245H181V244H180ZM33 246H35V245H32V248H33ZM44 246H45V245H44ZM46 246H47V245H46ZM49 246H47V247H49ZM74 246H75V245H74ZM89 246H90V244H89ZM93 246H94V245L92 244L91 248H92ZM177 246H178V245H177ZM181 246H183V243H182ZM25 247H26V246H25ZM47 247H46V248H47ZM75 247H76V246H75ZM81 247H82V246H81ZM19 248H20V247H19ZM22 248H23V247H22ZM43 248H44V247H43ZM58 248H59V247H58ZM58 248H57V249H58ZM165 248H166V247H165ZM171 248H172V247H171ZM173 248H174V247H173ZM181 248H182V247H181ZM193 248H194V247H193ZM29 249H30V248H29ZM52 249H53V248H52ZM54 249H55V248H54ZM76 249H77V248H76ZM82 249H83V248H82ZM87 249H88V248H87ZM92 249H94V248H92ZM99 249H100V248H99ZM137 249H138V248H137ZM157 249H158V248H157ZM157 249H156V250H157ZM162 249H164V246H163ZM169 249H170V248H169ZM190 249H191V248H190ZM190 249H189V250H190ZM196 249H197V248H196ZM9 250H10V249H9ZM42 250H43V249H42ZM97 250H98V249L96 248V251H97ZM101 250H102V249H101ZM153 250H154V249H153ZM153 250H152V251H153ZM160 250H161V248H160ZM166 250H167V249H166ZM166 250H165L164 252H166ZM172 250H173V249H172ZM180 250H182V249H180ZM180 250H178V253H179ZM185 250H187V249H185ZM185 250H184V251H185ZM4 251H5V250H4ZM39 251H40V250H39ZM55 251H56V250H55ZM58 251H59V250H58ZM76 251H78V250H76ZM173 251H174V250H173ZM190 251H191V250H190ZM190 251H189V252H190ZM193 251H194V250H193ZM5 252H6V251H5ZM9 252H10V251H9ZM23 252H24V250H23ZM30 252H31V251H30ZM41 252H43V251H41ZM51 252H52V251H51ZM60 252H61V251H60ZM64 252H65V251L63 250V253H64ZM66 252H68V251H66ZM66 252H65V253H66ZM73 252H74V251H73ZM83 252H85V251L83 250ZM83 252H82V254H84ZM88 252H91V250H88ZM93 252H95V250H94ZM181 252H182V251H181ZM181 252H180V253H181ZM187 252H188V250H187ZM191 252H192V251H191ZM0 253H2V252H0ZM6 253H7V252H6ZM52 253H54V252H52ZM137 253H138V250H137ZM151 253H152V252H151ZM155 253H156V252H155ZM183 253H184V252H183ZM194 253H195V252H193V256H195ZM240 253H242V252H240ZM76 254H77V253H76ZM153 254H154V252H153ZM171 254H172V253H171ZM185 254H187V256H189V253H185ZM11 255H12V254H11ZM27 255H29V254H27ZM66 255H67V253H66ZM68 255H69V254H68ZM92 255H94V254H92ZM92 255H91V256H92ZM161 255H162V254H161ZM175 255H177V254H175ZM19 256H20V255H19ZM19 256H18V258H19ZM48 256H50V255H48ZM61 256H62V255H61ZM73 256H74V255H73ZM73 256H72V257H73ZM83 256H84V255H83ZM86 256H87V254L85 255V257H86ZM98 256H99V255H98ZM163 256H164V255H162L161 258H162ZM187 256H186V257H187ZM66 257H67V256H66ZM87 257H88V256H87ZM96 257H97V256H96ZM148 257H149V256H147V258H148ZM150 257H152V256L150 255ZM153 257H154V256H153ZM153 257H152V258H153ZM156 257H157V256H155V258H156ZM169 257H170V256H169ZM186 257H185V258H186ZM190 257H191V256H190ZM11 258H12V256H11ZM57 258H58V257H57ZM60 258H61V257H60ZM62 258H63V257H62ZM64 258H65V256H64ZM77 258H78V257H77ZM89 258H90V257H88L87 260H88ZM158 258H159V254H158ZM163 258H165V257H163ZM185 258H184V259H185ZM195 258H196V257H195ZM221 258H222V257H221ZM48 259H49V258H48ZM48 259H47V260H48ZM74 259H75V258H74ZM74 259H73V260H74ZM84 259H85V258H84ZM149 259H150V258H149ZM156 259H157V258H156ZM184 259H183V260L181 259V260L184 261ZM222 259H223V258H222ZM12 260H13V259H12ZM15 260H16V259H15ZM65 260H67V259H65ZM80 260H81V259H79V261H80ZM91 260H92V259H91ZM159 260H160V259H159ZM163 260H164V259H163ZM178 260H179V259H178ZM194 260H195V259H194ZM2 261H3V260H2ZM42 261H43V260H42ZM42 261H41V262H42ZM63 261H64V260H63ZM67 261H68V260H67ZM84 261H86V260H84ZM156 261H157V260H156ZM179 261H180V260H179ZM190 261H192L191 258H190ZM43 262H44V261H43ZM64 262H65V261H64ZM64 262H63V264H64ZM77 262H78V261H77ZM127 262H128V261H127ZM193 262H194V261H193ZM58 263H59V262H58ZM72 263H73V262H72ZM72 263H69V264H72ZM185 263H186V261H185ZM0 264H1V263H0ZM75 264H76V263H75Z\"/></svg>",
    "mask_w": 264,
    "mask_h": 264
}]
</instances>
